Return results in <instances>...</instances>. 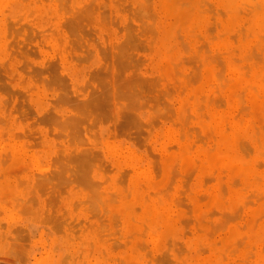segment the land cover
Returning a JSON list of instances; mask_svg holds the SVG:
<instances>
[{
    "label": "bare ground",
    "instance_id": "obj_1",
    "mask_svg": "<svg viewBox=\"0 0 264 264\" xmlns=\"http://www.w3.org/2000/svg\"><path fill=\"white\" fill-rule=\"evenodd\" d=\"M80 1L81 0H0V63H2L1 60L6 59V58H7L6 60L8 61V58L9 59L12 58L13 53L19 54L17 52H19L22 49H23L22 51L24 53H27V52L31 53V54H29V56H32V54H33V56H37V59L41 58L40 55L36 53L38 51L35 52L36 54L34 53L35 50H33V48L31 47V45H33V44H31V43H33L31 41L34 40V41H37V43H39L38 42L39 40H36L37 37L41 36V34L42 33L44 34V31H46V32H50L52 45L54 47H56V51H57L56 54H58L59 57L61 58V61L64 64L65 69L67 71L72 72V67L75 66L74 64L72 65V63H73L72 61L76 62V60H74V59H77V63H78V60L80 59L82 61V59H83L82 57H84L83 60L86 62V59H88V58L91 59V57H94V53H96V51L94 52L92 49H91L92 51H90V48L86 49V47H87L86 44L88 43L87 45L89 46L90 45L89 41H93L92 38L90 40L88 38V36L89 37L92 36L91 34L95 32L94 28H96V27L95 26L91 27L90 25H92V23L90 25H89V23L86 24V22H88L89 20H87L86 19L87 17H84V16L90 17L89 19L90 20L92 19L94 21V24H96L100 28H102V24L105 25V23H107V24L112 23L113 24V22H114V26L116 23H117L116 25H118L119 22H117V21L120 17V19L122 18L124 21L125 20L130 21L129 24L132 23L131 21L136 22L138 27H139L137 33H140V31H142L143 33L145 32L144 34H146L147 32H149L148 30L150 29L149 34L148 33L146 34V36L148 35L146 37L147 43H148V46L150 47V48H148V50H151L153 52L154 61H155V69H156V72L158 73V77L160 78V80L158 77H156V78L153 77L154 79H153V81H151L150 78H152V76L150 78H147V76H146V79H149V80H145V82L149 81V83L148 82L147 83L149 84V86H151L153 88L152 89L149 86L147 87L149 90L151 89V91H149V93L151 92V94H152V93H155V90L156 91L158 90L157 88L160 86L159 84H160L161 80L163 81V83L164 82L166 83V86H169L171 88L170 89H169V87L167 88L165 86V83H164L163 86H165L166 88L163 87L162 85L160 87H162L163 89H166V91H164L163 89H161L159 87L160 90H158V92H156V94L159 93L157 95V97H155L153 95L154 101L151 100L152 97L150 99V97H147V95L143 96V97H146V99L143 98L145 100L140 99L139 101H137L136 98L139 95V94L137 95L138 91L135 93H132V92L139 89V85H137L138 88H134L135 84H133L134 90L132 92H130L132 90V87H131V89L129 88L130 90L127 92H130V93L126 94L127 97H125L127 99L131 98L129 101H131L130 103H132V104L134 102L135 103L137 102L136 106L139 107V105H137V104L138 103L142 104L143 101H146V102L150 101V102L156 104V106H158V104L162 105L161 104V101H162L161 98H163L164 94L166 96V99H165L166 101L164 100V98H163L164 101H162V103H163L162 106L165 105L163 107V109H161V112L162 111L163 112L160 113V110L158 109L159 111H157V108L155 107L157 113H160L162 115V117L164 116L162 119L163 120L162 123L164 125L162 124L163 125L162 127L161 126L159 127V124H161V123L158 122V119L155 120L159 116H156L158 114L155 113L154 109L152 111V107L154 108V104H150L151 107L148 105V103H143L142 104L143 106L140 105L144 109L150 107L149 110H151L154 113L153 116L151 114L152 117L149 115L150 116L149 118L151 120L150 119L146 120L150 123V126L148 123H146V121H145V124H148V125L143 124L145 126L143 131L147 132V130H148L147 128H149V127L151 130H153V128L154 127L157 128V126L159 127V129L160 128L162 129V131L161 132L159 131L160 133H158L159 134L158 139L160 138V140H161L160 151H158L160 154L158 152H156V153H158L159 155L155 154V153H154L155 155H153L152 150L154 151V148L152 149L151 145H150L151 147L148 148L147 146L149 145V143L148 144L146 143L147 146L143 145V143L146 140H142L140 142L141 144L139 145L140 147L146 146L148 148V149H146V147H145V149L147 151L145 150L144 154L146 155V153L149 151V154L147 153V155L151 154L148 157L149 160H150V157L153 158L155 156V158H153V161L151 160L152 166L150 165L149 160H148L149 162L144 164L145 163L144 158H146L145 155L143 158V157L139 156V154H135L134 151H132L128 148V150L125 151V153L128 152V154L125 155V158H126V161L129 162V166H127V167H130V169L126 170V167H124L125 172L123 169H122L123 171H121L120 168H122V167H120L121 165L118 163V165L116 167L113 166L115 168H111L112 170L107 171V173L111 174V172L114 169H116V171H114L115 172L114 174H112L111 176H108L106 173V169L110 168L107 165L108 160L104 161V162H107L106 165H102L104 162L100 163L99 162L100 160L99 161L97 160L98 161L97 164L100 163V164H98L97 170L101 169L100 167H105L106 168L105 170L104 169H101V170L102 171L104 170L105 173L103 172V174H106L108 176V177H106V175H104L103 183L99 181L100 179L98 180L99 181L98 182V181H95L96 179L95 180L91 179L92 178L91 173L89 174V170H90V172L92 171L90 169V167L93 164V166L91 167V168H93L94 165L96 164V161L89 158L90 156H88V160L86 161V158H87L86 154L88 155L89 153H86L87 148H82L83 142H85L86 143L85 145L87 147H89L90 144L88 143V140L87 141L84 140L82 142V144L80 145L82 150L84 149L83 151L80 150V151H82L80 153L83 154L84 157H86V158L81 157V156H83L81 154L80 155L77 154V156H80L79 157L80 161L85 160V162L87 163V169H86L87 172H85L86 170L83 169L85 162H83L84 163L83 166L79 165L78 161L76 163L79 165L80 168L83 167L82 168L83 171L80 170V172H81L80 174H82V172L86 173V174L88 173V174L85 175V177L87 179H84L85 178L84 176L82 177L84 179V181L80 180V178H78V177H76L75 181L80 180V183H81V181H83V183L84 182L87 183L88 185L86 184L85 188L83 187V186H85V184L81 186V187H83V188H81L82 189L81 191H83V190L86 191L87 194H85V197L88 196V198H90V195L92 193L90 199H92L91 200L92 202L95 201L94 203H92L91 201H88L86 203L84 200L88 199V198L87 197L84 198L83 199L84 202L81 200L83 203H86V204L92 203V204L90 205V207H89V204L86 206L84 204L83 209L86 208L85 211L88 212L89 208L92 209L95 206L96 208L94 207L93 208L94 210L92 209V212H91V215L94 218L98 212L101 214V212L99 211L101 209L102 213L104 214V215L103 214H101V215L105 216V217H103V219H102V217H99V220L102 219V220H100L101 222H103V220H104V222L107 221L109 223L110 219L111 220L114 219L115 221L117 219L118 223H115V225L116 224L119 225V229L117 228L118 225L116 227L119 230V232L116 229L114 231H117L119 233V235L117 232H114L116 234L115 235L112 232L113 231L112 230L110 232V235L114 234L115 236L112 235L114 237H111V236L108 237L107 233H109V232H104V231H109L111 229H110V227H108L109 225L107 224V226H106L105 223H104L105 227H108V230H107V228L104 229L103 230L104 233L102 235L101 234L102 229L100 226H102L103 223H100V221H98L99 224L98 225L95 224V226H94V225H91L94 223H91V222L88 223L90 221L89 219H87V221H85L86 219L83 220V218L82 219L79 218L80 220H82V221L78 220V222L80 224H81V222L85 221L86 222L85 225L88 223L89 226L91 225L94 227L92 228L90 226L91 227V229H90V227L88 225H86V226H84V229L86 227L85 230L81 228L83 231L80 230V228L75 229V230L71 229L72 231L74 230L73 236H75V237L72 238L73 236L71 235L72 236L71 237L69 235L70 233L67 234V236L69 235V237H67V238H69V241L66 240L63 242V248L65 250L64 255L67 257L69 255V253H71V255L74 256V258H73L74 264H153V263H156V261H159V259L156 260V258H157L156 251H158L160 249H164L165 251L161 250L163 252L167 251V254L161 252L162 254L167 255V258L171 255L168 258L169 260L172 259L171 257L179 259L181 257V255L184 254L185 252H187L188 253L187 256H189V249H187L188 251H186L184 242L182 244H184L183 246H184L185 251L183 252L184 249L182 248L183 250L181 252V250L178 247V245L181 246L180 244H178V241L181 239L178 240V239H175V237H179V235H183V234L184 235L187 234L186 237H188L190 234L191 236H189V238L187 240V245L190 248H194L197 250V248L199 249L202 246L200 249V250H202L205 247L204 250H205V253H207V256L202 259L201 264H264V0H89V4H87V6H86V4L83 6H80L79 5ZM90 1L92 2V4ZM93 4H94V6H93ZM126 4L127 5L129 4L128 8H127ZM90 5H92V6H90ZM155 5H158L159 7L156 8L157 6H155ZM107 9L110 10V12L113 13L116 17L118 16L117 18H115V19H117V21L116 20L115 21L114 20L109 21L112 18L114 19L113 15H112L113 17L111 16L112 18L109 17L110 19L105 16L106 17L105 20L109 21V22L104 21L103 16L105 15V13H106L105 10H107ZM107 14H109V12ZM72 16L75 17L74 20H73L74 17H72ZM80 16L81 17L83 16V17L80 18ZM76 18L78 21H76ZM83 18H84V21L87 20L85 22L86 26L89 25V27L93 28V30H91V28L90 29L88 28L89 30H91L90 32H88V29H86V28H85L86 30L81 29L80 33H79V30H77V29H80V28H78V25L80 24L79 27L81 26V24L83 23V21H82ZM89 22H91V21H89ZM28 23L35 24L36 25L35 27L38 28L39 30L34 28L36 30V33L34 35H32V37H27V38L25 37L26 39L23 38L25 40V42H23V43H20L23 41V39L21 40L20 38H17L18 40L19 39L21 40V41L19 40V43H18L19 45L21 44V47H19V45L17 44L18 40L14 41V39H16L15 37L21 35V30H22V36H24L23 35L24 34L23 33V27L25 26V24H27V25L24 28L30 26L29 29L27 28L28 31L26 29L27 34H25V35H30V33H32V30H34V29H32L33 27L31 26V24L28 25ZM85 24L83 23L82 25H85ZM146 24H147V27L149 26V28L145 29L146 31H144V28H146V26H145ZM18 25H20V26H18ZM21 25H23V26L21 27ZM126 25H127V27L125 26V23H124V25H123L124 29L122 28V26H120L121 28L118 26H115V28L118 27L119 33H120L121 29L125 30L126 32L129 30L127 34H129V32H132V34H133L135 31H137L136 30L137 25H135V23L130 24V26L131 25L136 26V27L131 26V27L135 28V30L133 28H131L132 30H134V32L128 28L130 26H128L127 23H126ZM16 27H18V28H16ZM125 27L127 29H125ZM18 29H19L20 33L17 31ZM35 30H34V32H35ZM74 30H75V32L76 31H78V32H76V34H74ZM122 30H121V32H122ZM13 31H15L14 35H13L14 38L11 37V38H13V40L10 41L9 38H10L11 34L13 33ZM125 31H123V32L126 33ZM67 32L69 33L68 35L76 36V38L74 40H69ZM87 32L89 34H86ZM96 32H98V30ZM18 33L20 35H18ZM39 33H41V34L39 35ZM82 33H84L82 36L79 35ZM85 34L88 35L87 38L89 40H87V38L83 37V36H85ZM127 34H125L123 39L126 38ZM132 34L130 33L131 36L127 35L128 40H129V37L131 39L130 42L127 41V38L125 39L127 41V43L125 40H124V42H125L124 43L123 39L121 41L124 44L121 41L118 42V45L120 43H122V46L124 45V47H125V48L123 47L124 49L122 48V46H121V48L119 47L121 44L118 47L116 46L114 48V46H115L114 44H116V42H113V45H114L113 49H116V50L121 49L120 50L121 53L124 54L125 52L128 53L131 50L134 51L135 48L137 51V50H140L138 48H141V46H143V47L147 46L144 44V41L146 40L145 38H144V40L142 39L143 41L140 40V42L142 41V43L144 44V45L143 44L141 45V43H139L138 40H137L138 43L136 41V39H138L137 37H139L138 34L134 33V35H133L136 39L133 38ZM77 35H78L79 39H81L83 37L84 39L87 40L86 44H84V41L80 40V41H82L81 43L84 44V46H85L84 50H80L83 45L80 42L77 43ZM105 35L106 34H103V37H104V40L106 43L107 40L105 39ZM139 35L141 36L142 33ZM46 36H49V35H46ZM46 36L44 34V36L42 35L41 37L44 40V38ZM94 37L95 36H93V38ZM131 37L135 40L136 45L140 44L141 46L139 45L140 47L138 46V48H137V46L134 44L133 47L132 46L129 47L131 45L130 43H132V41H134ZM42 38L40 39V41H43ZM46 38H45V40H46ZM48 39H49V37H48ZM94 39H97V37ZM29 40L31 42L29 48L31 47L32 49L28 48V50L25 51L24 49H26V47L28 45L26 41H29ZM9 41H10V43H9ZM69 41L73 42V45H74V41H75V45L78 46V47L74 48L75 45L72 46V44H71L70 47L71 46L72 47L70 48V50H76V48H78V49L80 48L79 50H77V52L83 51V53L86 54V52H84V51L87 50L89 52V55H91V56H89V57H88V55L81 56L79 54V56H81V58H80L77 55L72 56L73 52L69 51L70 55H71V57H70L68 54ZM97 41H99V39H97ZM43 42H40L39 44L41 45V43H43ZM93 42H96V40H94ZM45 43H46V41H45ZM99 43L101 44L102 47L100 49H97V50H101L104 47L103 46L104 44H102V42H98V44L95 43V45H93V46H96V44H97V48H98V47H100V46H98V45H100ZM110 43H111V41H110ZM128 43H129V45H127ZM10 44L12 47L15 46L14 44H17L18 46L16 45V47H18V50L19 49L20 50L17 51V48H14L16 50L9 49V47H11ZM78 44H81V46ZM125 44H126V46H125ZM44 45L45 44L43 43V47H44ZM109 45H108V43L105 44V46H108V48H110ZM24 46H26V47H24ZM127 46H128L129 50H127ZM38 47H37V49H38ZM41 47H42V45H41ZM44 48H47V47L45 46ZM48 48H49L48 50L51 49L49 47V45H48ZM72 48H74V49H72ZM104 48H103L104 51L105 50L106 51L104 53L103 52L102 53L105 55L106 53H109V52H107V51H109V49L107 47H104ZM117 48H119V49H117ZM130 48H131V50H130ZM145 48H147V47L142 48L143 50L141 49L140 51H144ZM122 49H123V51H122ZM111 51H112V54L115 55V56L112 55V57H115V61L118 59L119 60V61L117 60L118 62H122L121 60H123L122 59L123 55L120 53V51H118V52L117 51L115 52L114 50H111ZM111 51H110V53H111ZM133 51L129 53L130 54L129 55L130 56L129 61L131 60L133 55H135V56L137 55L136 52L133 54ZM23 52H21V53H23ZM91 52H93V53H91ZM102 53L99 52V55H101ZM126 53L124 54L125 55L124 58L126 57ZM56 54H55V56H56ZM103 54L101 56L102 58L104 56ZM131 54H132V56H131ZM21 55L23 56L24 54H21ZM119 55H120V58H119ZM14 56H15V57H13L14 59L15 58H16V60L19 59V58H17L16 55H14ZM29 56H28V58H29ZM129 56L126 57L127 61L123 60V64H125L124 62H126V65H127V62H129L128 61ZM18 57H19V55H18ZM78 57H79V59H78ZM139 57H140V59H139ZM142 57H143V59H142ZM142 57L139 55L137 57V59L142 60V63H143L147 59L144 60L143 55H142ZM104 58H105V60L107 59L106 56ZM104 58H103V61L105 62ZM133 58H132V60L135 59V58L134 59ZM55 59H54V61L51 60L52 63L49 62L50 60L48 59L49 61H45V63L42 65H45L46 62H47V66L53 65V64L58 65L59 60L56 59V61H55ZM90 59H88V60H90ZM108 59H109V57H108ZM137 59H135V60L137 61ZM7 61L3 62L2 65L0 66L1 67L0 72L2 70V72L0 73V79H2L3 82L5 80H8V78H9V77L7 78V75L5 74V72H7L6 69H10V68L6 67V66H8V65H6ZM27 61L26 60H24V62L21 61L20 64H22V63L23 64L20 67L14 66V69L18 68V70H20L21 75H22V73L26 72L24 74H26L27 78H28V76L30 77V75H32V77H35V75L37 76V73H35V72L38 71V66L36 65L34 68L33 63L29 62V61H28V63L32 64V67H30V68H32L31 69L32 74H30V75L27 74V73H30V71H27L29 68L28 65L29 66L31 65V64L27 65ZM108 61L106 60L107 63H108ZM110 61H112V60H110ZM136 61H134V64L137 63ZM12 62H13V60H12ZM25 62H26V64H25ZM48 62H49V64H48ZM132 62L130 61L129 65L131 63V66H132V64H133ZM138 62L140 63L141 61H138ZM77 63H76V67H77ZM109 63L107 64V66L110 65ZM142 63H140V64L142 65ZM4 64H5V67L3 68L2 66H4ZM16 64H17V62H16ZM134 64H133V66L137 65L138 63L135 65ZM23 65H25V66H23ZM101 65L103 66L102 63L100 64V66ZM104 65L106 66V64H104ZM22 66L24 68H26V66H27L28 68H26V70H25ZM58 66H60V65H58ZM79 66H80V64H79ZM86 66H85L84 70H86L88 68V67L86 68ZM105 66H103V67L105 68ZM81 67H82V64H81ZM141 67L136 66V70H137V68H141ZM42 68L43 67L39 68V70L40 69L42 70ZM108 68H109L108 71L110 72V67H108ZM115 68H116V66H115ZM133 68L131 67L130 69L132 71L134 70V73H136L135 68L134 69ZM34 69H35V71H34ZM94 69H95V67H94ZM98 69H100V68H98ZM117 69H118V67H117ZM147 69H149V68H147ZM45 70H46V68H43V71H45ZM73 71L77 72L74 69H73ZM10 72H11V70H8L7 74L10 75ZM53 72H51L52 76H50L51 73L48 72V78L46 77V79H45V77H44V80L40 74H38L39 77L38 76L36 77V78H39L38 81L40 79L43 80V82H46L43 84H47L51 88L53 87V84H54V86H55L54 90L56 89V91H58V93L60 91L63 92V90L66 91L63 93L60 92L57 95L58 99H57V97H55V99H49L48 100V97H46L47 98L46 100H48L49 103L51 102V104H54V102H55V104H54L55 106L51 105L52 107H49V103L47 102V106L49 108L48 110L50 111V108H51L50 112H52L53 107L60 106V104L62 102L64 103V101H65L64 104L66 106L68 104V106H70L69 107L70 109L72 106L75 107L76 106L75 104L72 105L70 103V100L73 99L72 97H70V94H73L72 90L70 89V87H71L70 85L72 83L70 85H67V86H66V84H64V81L67 84H69L72 81L67 76L66 77L70 81H67L66 77H65V79L64 78L62 79V77L58 74V70L53 71ZM138 72L139 71H137V73ZM2 73L4 75H6L4 78L2 77V76H4ZM82 73L86 74V72H82ZM89 73L91 74V70L89 72L87 71V74H89ZM15 74H16L15 77H14V75H12V78L9 80L10 82L15 81L14 78L17 77V73H15ZM20 74H18V75H20ZM76 74L77 73H75V75ZM83 74H82V76H83ZM110 74H111V72L109 73V75ZM45 75L47 76V74H45ZM89 75H88V77L90 78ZM115 75H117V74L113 73V78ZM24 76L22 77V78H24V80L21 79L19 81V84H22V80H23V82L25 81V79L27 80V78H25ZM137 76H138V74H137ZM140 76H142V74ZM154 76H157V75H154ZM129 77H128V79H131ZM50 78H53V79H50ZM108 78L110 79L111 77L109 76ZM108 78H107V80H108ZM56 79H57V81H56ZM72 79H74V78L72 77ZM76 79H77V77H76ZM91 79H93V78H90V80ZM142 79H140V80H142ZM53 80H55L56 82ZM61 80H62V82H60ZM131 80H130V82H131ZM157 80H159L160 82H158ZM2 81H1V83H3ZM33 81L34 82L36 81L35 84H37V83L40 84L42 82V81L41 82L39 81L40 82L39 83L37 81V79L36 80L33 79ZM89 81H88V79H86V81L83 80V82H85L87 84V87L89 86L88 85V83H90ZM108 81H109L108 82L109 84H110V82H112L110 80H108ZM117 81L118 80H116V83H117ZM134 81H135V79H134ZM134 81L132 83H134ZM154 81H156V82H154ZM10 82H7V83L9 84ZM124 82H125V80H124ZM126 82H125V84H126ZM167 82H169V83H167ZM7 83L5 81L0 86H4L6 84V86L8 88V86H10L11 83H10V85H8ZM55 83L56 84L60 83V84L57 86ZM62 83H63V85H62ZM150 83H151V85H150ZM152 83H153V85L156 84V89H154L155 85L153 86ZM170 83H171V86L169 85ZM86 84L84 85L85 90H83V84L82 83L80 84V86H77V87H80V89L83 90V92H84L87 89ZM109 84H108V87L111 86ZM128 84H129V82H128ZM138 84H140V83H138ZM29 85H30V83H29ZM47 85H45L46 90H48V91L52 90V89H50V90L47 89V88H49V87H47ZM60 85H62V86H60ZM6 86H4V87H6ZM26 86H24L25 92H27L26 94L24 92V89H22V88H21L22 90L19 92L20 89L19 90L17 89V85L15 87L18 91L17 90L15 91V87L12 88V86H11V88L14 89V92L11 91V89L9 91L10 87L8 89L4 88V87L3 88L0 87V92H1L0 94H3V93L6 94L5 95L6 97L5 96L4 97L6 99V102H8L6 104L4 97H1V100H3L2 102H4L3 104H0V111H2V113H4V111H7L9 109L8 108V106L10 105L9 103L11 101H14L11 99V97L12 96L14 97L15 94H17V93H18L17 97L19 99L22 97V99H25L28 102L29 97L26 95H29L28 92L32 88L30 89L31 86H29V88H28L29 90L27 89L28 91H26ZM33 86H35V85L33 84ZM56 86L60 89L57 90L58 88H56ZM68 86H70V87H68ZM97 86H99V85H97ZM113 86H114V84H113ZM126 86H128V85H126ZM40 87H39V89H40ZM61 87H63V88H61ZM100 87H101V84H100ZM1 88H2V90H1ZM34 88H36V87H33V89ZM43 88H44V86H43ZM68 88H69V91H68L69 93L67 92ZM92 88H93V86H92ZM104 88H105V90L103 89V87L100 88V89H102V90H100V91H102V93H103V90L106 91V87H104ZM140 88H142V87H140ZM37 89L38 88H36V90ZM73 89H74V86H73ZM93 89H95V88H93ZM70 90H71V92H70ZM95 90H97V88ZM121 90L120 91L114 90V91L117 93V92H121ZM124 90H126V89L124 88ZM127 90H128V88H127ZM145 90H146V88H145ZM161 90H163L162 93H160ZM42 91H45V90L43 89ZM76 91H77V88H76ZM76 91H74L75 96H77V97L81 96L80 94L76 95ZM91 91H93V90H91ZM91 91H90V95H91L90 98L92 99L93 94H91L92 93ZM97 91H99V90H97ZM109 91L110 90H108V92ZM142 91H144V90L142 89ZM6 92H8V93H6ZM9 92H11V94ZM22 92L25 94V98H24V94ZM52 92H53V90H52ZM127 92H125V93H127ZM19 93L21 95H19ZM50 93H51V91H50ZM112 93L114 94V92H112ZM149 93L147 90L146 94H149ZM8 94H10V95L7 98ZM95 94L96 93L94 91V95ZM106 94H108V93H106ZM144 94H145V92H142V94L140 93L141 96ZM160 94H163V96H161V98L158 97ZM18 95L21 97H19ZM40 95H41V93H40ZM68 95H69V97H68ZM131 95L134 97L132 98ZM47 96H48V94H47ZM51 96H52V94H51ZM53 96H55V95H53ZM61 96L63 98H60ZM72 96H74V95H72ZM105 96H107V95H105ZM109 96H107V97H109ZM87 97H88L89 101L91 102L89 95ZM95 97H96V95H95ZM138 97L141 98L140 96H138ZM15 98H16V96H15ZM34 98H35V95L32 99L34 100ZM113 98H114V96H113ZM147 98L149 101H147ZM155 98H159V100L161 99L160 103H159V100H156ZM44 99L45 98H43V100ZM59 99H61V100H59ZM88 99H86V100L88 101ZM54 100H56V101H54ZM57 100L61 101V103L60 102L58 103ZM92 100H94V99H92ZM83 101L84 100L81 101L82 102L81 104L87 106L86 104H84L85 101L84 102ZM87 101L85 103H87ZM110 101H112V100H110ZM120 101H121V99H120ZM120 101H117L118 106H119V103L122 104V102H120ZM122 101H125V99ZM140 101H142V102H140ZM155 101H157L158 103H156ZM22 102L23 101H21V103ZM56 102H57V105H56ZM28 103H30V102H28ZM31 103L33 104V102H31ZM35 103H37V102H35ZM63 103H62V105H63ZM92 103H94V102H91V104ZM135 103L132 106H135ZM4 104H5V107H4ZM12 104H11V107H12ZM15 104L18 105V104H20V102L18 104L14 103L13 105H15ZM44 104L46 105V103H44ZM79 104H80V102H79ZM91 104L88 103V105H91ZM111 104H113V103H111ZM27 105L28 104H25V106H27ZM77 105H78V102H77ZM80 105H78V106H80ZM144 105H146V107ZM160 105L158 106L159 108H160ZM6 106L8 109L6 108ZM21 106H22V104L20 105V107ZM20 107L17 106V108H20ZM28 107L29 106H27V108ZM32 107H33V105H32ZM74 107H73V110H74ZM77 107H75V108H77ZM115 107L117 108L116 105L115 106L113 105V108H115ZM27 108H25L26 111H28ZM39 108H40V106H39ZM44 108H43V110H44ZM79 108H81V107H79ZM127 108H128V106H127ZM139 108H141V107H139ZM5 109H7V110H5ZM12 109L13 108H11V110ZM48 110H46L45 112H47ZM83 110L85 111V109H83ZM135 110H137V107H136V109H134L135 115L137 116ZM140 110H142V109H140ZM8 111H10V109ZM29 111L32 112V109L29 108ZM33 111H34V109H33ZM77 111L80 112L81 110L79 109ZM122 111H120V112L122 113ZM130 111L132 113L131 116H133V110H130ZM16 112L18 113V111H16ZM45 112L43 115L41 114L40 116L43 117L44 115H46ZM85 112L88 113L87 110ZM25 113L23 112L22 114H25ZM55 113H54V111L52 113V116L54 119L53 120L51 118L52 123H49L50 121L47 117L45 118L48 120V121L46 120L47 125L49 124V128L45 124V127H47V129H45V130H47L49 132L52 129V128H50V124H53V125L59 127L60 130L59 129H57V130H59L58 132H60V133L62 132V133L57 134V131H56V133H54V131L51 130L50 132H53L51 134H55V137H57V138L54 137L51 140L59 139L60 136L64 132H65V134L67 133L66 132L67 130L63 129L65 125L69 126V127H73L75 125L74 124L72 126V124H73L72 120L74 121V119H72V116H70V115H72V113L68 116V117H70V119L67 118V115H64L65 119L62 118V120L60 119L61 114L59 113V111H58L59 114L56 113L59 116L56 115ZM80 113L85 114L84 112H80ZM9 114L11 116V113H9ZM27 114L28 113L25 114L26 117H24V115L19 116V117H21L20 122H22L23 124L26 123V121L24 122V120H25V118H27ZM34 114H35V111H34ZM13 115H15V114H13ZM18 115L19 114H17V117H18ZM47 115H48V112H47ZM80 115H79V117H81ZM86 115H88V114H86ZM90 115H92V114H90ZM146 115L144 117H146ZM5 116L7 117L8 114L6 113ZM5 116H4V120L6 119ZM54 116H56L57 118ZM155 116H156V118H154ZM29 117L31 118V116H29ZM0 118H2V117L0 116ZM84 118H86V117H84ZM134 118H136V117H134ZM159 118L161 119V116ZM45 119L43 121H45ZM59 119L61 120V122L59 121L58 124H56L57 120H59ZM79 119H81V118H79ZM141 119H143V118H141ZM0 120L2 122L4 121L3 118ZM11 120H12V118H11ZM64 120H66L68 123H71V122L72 123L69 125ZM81 120H83V119H81ZM130 120H131V118H130ZM143 120H145V119H143ZM154 120L156 121V125L153 124ZM1 121H0V123L3 124ZM15 121H16V118H15ZM17 121L19 122L18 119H17ZM32 121H34V120H32ZM35 121L37 122V120H35ZM38 121L43 122L42 120H38ZM78 121H79V123H78V125H79L81 122H80V120H78ZM151 121L153 122L152 125H154L153 128L151 125ZM164 121H165V123H164ZM4 122H5L4 124H6L5 126L3 125V127H2V125L0 124V128L2 127V129L3 128L6 129L7 123L9 124L10 121L5 120ZM64 122H65V124H64ZM31 123H33V122H31ZM44 123L45 122H43V126H44ZM140 123H142V122L140 121ZM143 123H144V121H143ZM12 124H13V122H12ZM131 124H132V122H131ZM16 125H17V123H16ZM34 125H36V126H34L35 127L34 129H31L32 132L30 131V129H27V128L25 129L27 133L31 132V133H29L30 136L28 135L27 137H26V135L25 136L23 135L26 133L25 131H24L25 133H23V134L19 131L20 133H18L16 135H15L16 132H14L13 133L14 138H12L11 133L7 134V130L5 131L6 132L5 134L3 133L4 129L2 132L0 131V175H2V173H4L5 175L8 173L11 175H12V173L14 174L13 169L16 167H19L22 164L23 156L26 155V154L23 155V152L21 151V149H23L25 147L27 148L28 146L29 147L31 146V145H29V143L27 144V140H26L24 145L25 144H27V145L23 146V148L22 147L19 148L18 145H20V143H16V144H18V145H16L14 143V140H16L17 138L18 139H20V138H19V136L17 138H15V136L21 135L22 136V137L20 136L21 138L26 137L25 139L28 138L30 140V138L32 136L31 134H33V137L31 138L33 140H30L31 141L30 144H33L31 147L34 149V147H33L34 143H32V142L35 139L34 137H37L40 134L37 126H40V128L42 127L41 123L39 125H37V124H34ZM53 125H52V127H53ZM83 125H84V122H83ZM83 125H81V126L83 127ZM90 125H92V124H90ZM135 125H134V128H136ZM31 126H33V125L31 124ZM11 127L12 126H10V128ZM36 127L38 130V133H37ZM82 127H80V128H82ZM143 127H140V130ZM88 128H89V126H88ZM74 129H76V127ZM8 130H9V128H8ZM10 130H12V128ZM34 130H36V132ZM90 130L94 131L96 129L91 128ZM33 131L37 134L36 136H35V133ZM88 131H89V129H88ZM88 131L86 134H88ZM148 131H150V130H148ZM78 132H79V130L77 131V133ZM94 132H98V131L96 130ZM94 132H93V135H94ZM44 133H46V131H44ZM44 133H43V135H45V136L49 135V134H44ZM69 133H70V135L67 134V138L68 137L70 138V136L72 137V133L74 134V132H69ZM149 133L147 132L146 134L149 135ZM152 133H154V132H152ZM81 134L82 133L80 132L79 135H81ZM91 134L92 133L90 131L88 136L91 137L92 136ZM41 135L42 134H40L39 136L41 137ZM45 136H43V137L45 139H48ZM51 136L52 135H50L49 137L51 138ZM115 136L117 138L121 137V136H117L116 134H115ZM152 136H153V134H152ZM43 137H41V138H43ZM81 137H82V135H81ZM81 137H78L80 139H77V136H75V137L70 138V139L68 138V140H67L64 136L62 139H64V140L66 139L65 141L70 142L71 148L74 149V148H76V146L74 147V145H76V143H78V140L82 139ZM145 137H146L145 139H147L148 136H145ZM98 138H100V137H98ZM109 138L111 139V137H109ZM142 138H143V136H142ZM18 139H17V141H18ZM36 139H35V143L38 144L37 142H39L40 138L37 139L38 140L37 142H36ZM74 139H76L77 141L75 142ZM64 140H63V142H64ZM70 140H72V142ZM94 140H95V138H94ZM149 140H151V138ZM40 141H42V143L39 142V144H38L39 146L41 144H44L43 140L40 139ZM68 142H66V143H68ZM95 142H96V140H95ZM99 142H100V140H99ZM109 143H111V142H109ZM133 143H135V145L137 143V146H138L139 141L138 142L135 141ZM56 144L57 143L55 140V145ZM95 144L96 143H94V145ZM99 144L100 143H98V145ZM45 145H47V144H44V146ZM53 145L54 144H52V146ZM61 145H59L60 146L59 149L56 148L57 149L56 151H57V154L60 155L59 157L60 158L62 157L61 158L63 160L62 163H61L62 160H58L60 158L57 156L56 153H55L56 155L54 154L55 156L52 155V156H54V158L52 156H50L53 159L51 158L52 161L49 160L51 162H48V163H55V165L53 164V166H52V164L51 165L48 164V166H45V164H44L43 166H41V165H38L37 160H35L37 162L36 167H38V166H40V168L46 167V170L44 168L42 169L43 171L45 170L44 174H46V173L50 174L47 171L50 169V168L49 169L47 168V167H49V165H50V167L52 166L51 167V169H52V168H54V166H56V163H59V162H60L58 164L59 167L57 168V166H56V168L59 171H56L53 169L49 170L50 172H52L51 174L55 175L54 174L55 171L57 174H59V172H61L60 174H62V173H64V171L65 172L71 171L72 170L71 168H73V166L75 165V159H74V162H73L74 164H73V166L70 167L69 163L72 162V158L68 160V158H67L68 156H66V155H69V152L71 153V151H75V149L69 150V151L66 148L64 149V147H66V146L68 147V145L70 146L69 143L65 146L63 145V148L61 147ZM111 145L115 146V145H117V143H115V145L114 144H111ZM154 145H155V143H154ZM44 146L41 148H46L48 145L46 147H44ZM93 146H92V144L90 145L91 152L93 151V148H92ZM96 146H97V144L94 147H96ZM78 147H79V145H78ZM131 147H133V146H131ZM154 147L156 148V146H154ZM37 148H35V149H37ZM97 148L98 147H96V150H98ZM115 148L116 149L113 150V152H115L114 154L119 153L121 155L122 150L119 149V147L117 148V146ZM150 148L152 150H149ZM27 149L30 150V148H27ZM35 149H34V152H35ZM38 149H37V151H40ZM62 149H63V154H64V152L68 151V152H66L68 154L65 153L66 155H64V157H63V154L61 153ZM123 149H125V148H123ZM31 150L29 152H32ZM58 150H61V152L59 153ZM100 150H101V148H100ZM44 151L46 152V150H44ZM76 151H75V153H77ZM78 151H79V149H78ZM155 151H156V149H155ZM72 153H71V155L76 156V154L74 152H72ZM103 153H104V151H103ZM103 153H100V154L105 156L106 154H103ZM96 154H98V153H96ZM30 156L32 157V159L35 158L32 155H30ZM41 156H43V155H41ZM91 156H92V154H91ZM96 156L98 157V155H96ZM159 156H161V165L159 162V160H160ZM119 157L121 158L123 156H119ZM55 158H56V160H55ZM64 158H65V160H67L66 162L64 161ZM69 158H70V155H69ZM81 158H82V160H81ZM99 158H100V155H99L98 159ZM105 158L108 159L109 156H107ZM114 158H115V156H114ZM154 159H155V161H154ZM156 159H158V160H156ZM35 161L33 159V163ZM93 161H95V164ZM46 162L47 161H44V163H46ZM88 162L90 165L88 164ZM91 162H92V164H91ZM155 162L158 164H156ZM154 163L156 164V168L154 167L155 166ZM108 164H109V166H111L110 162ZM100 165H102V166H100ZM157 165L161 166L162 171H160L161 170L160 167L157 168L158 167ZM67 166L69 168H67ZM77 166L75 165L74 166L75 168H73V170H75V171H71V173L75 172V173H72V175H75L77 173L76 172ZM36 167L35 168L33 167V168L36 170ZM27 168L28 167H26V169ZM56 168H54V169H56ZM85 168H86V165H85ZM38 169H39V167H38ZM65 169L66 170L68 169V170L66 171ZM151 169H154L155 171L151 170ZM24 170L20 169L18 171L20 172V171H24ZM61 170H63V171H61ZM78 170H79V168H78ZM128 170H130V174L127 173ZM18 171H16L17 173L15 172V174L21 173V172L19 173ZM34 171H32V173H36ZM94 171H95V169H94ZM158 171H160V173H163L162 180L164 181V183L161 179H160L161 182H159V183L156 182L155 176L156 177L158 176V174H159ZM28 172H29V169H28ZM28 172L24 171L25 174ZM121 172H124V173L122 174ZM153 172L155 173V175L153 174ZM68 173H70V172H68ZM97 173H96L95 177L98 178ZM127 174L129 175V178L125 179L124 175H127ZM7 176L9 179L12 177V176L9 177V175H7ZM7 176H4L5 179ZM160 176L161 175L159 174L157 179ZM123 179H125V182ZM43 180H44V178L42 179V181ZM75 181H72V182L75 183ZM172 181H174V182H172ZM97 182L99 184H97ZM76 183H79V181ZM170 183H171V186L173 183L175 184V185L173 184L174 185L173 193L170 191V189L172 190L173 187L172 188L170 187V189H168V187H169L168 184H170ZM90 184H91V186H90ZM95 184H97L96 187H94ZM73 186H76V185H73ZM78 186H80V185L77 184V188H78ZM88 186H90V188ZM35 187H36V184H35ZM41 187H39V188H41ZM48 188H49V186H48ZM73 188H75V187H72V189ZM77 188H75L74 191H78ZM42 189H44V188H42ZM90 189H92V190H90ZM65 190H67V188ZM49 191L52 192V188ZM74 191L72 193L73 195H74ZM84 191H83V193H81V195L85 193ZM43 193L46 195V191H43ZM204 193H206V197H203ZM57 194H59V193H57ZM78 195H79V193H78ZM81 195H79V196H81ZM95 195H97V196H95ZM54 196H56V195H54ZM5 197H7V196H4V199H5ZM93 197L95 198V200ZM33 198H34V195H33ZM67 198H68V196H67ZM183 198H185L188 201V204L186 203L187 201L185 199L183 201L185 204L182 202ZM72 199H73V197H72ZM76 199H77L76 201L79 203V206H82L83 204L81 203L80 200H78V197ZM30 200H31V198H30ZM73 200H75V199H73ZM96 200H98V201H96ZM3 201H5V200H3ZM58 201H59V199H58ZM76 201H74V202H76ZM26 202H25V204H26ZM72 202L73 201L70 202V204H72V206L73 205L75 206V204H78L77 202L75 204ZM51 203H54V202H51ZM93 204H95V205L93 206ZM185 205H187V207L190 206L189 212H186V209L188 211V208L185 207ZM54 206H55V204H54ZM99 206H100V209L98 208ZM76 207H78V206L76 205L75 209H76ZM56 208H53V209H56ZM97 208H98V212L96 211V213H93V211L95 212V209L97 210ZM75 209H74V211H75ZM83 209H81L80 213L84 212ZM215 209H217L218 212H214ZM208 210H210V213L208 212L209 214L207 213L208 214L207 215L206 211H208ZM32 211L34 212V210H32ZM212 211L214 212L213 214L216 213L215 215H218V213H219V216L217 218H215L214 215H213L214 217L212 215L210 216ZM46 212H47V209H46ZM46 212H44V213L47 215ZM67 212H69V211H67ZM89 213H90V211H89ZM186 213H188V217L186 216ZM227 213H228V215L229 214L232 215L231 217H233V216L234 217L232 219L230 218V216H229L230 219L226 218V217H228ZM190 214H191L192 218L194 217L193 219H191V221L189 220L190 219L189 217H191ZM78 215L80 216V214H78ZM83 215H86V214H83ZM48 216H49V214H48ZM185 216L187 218H184ZM75 217L76 216H74V218ZM90 217L91 216L88 215V218H90ZM67 218H68V216H67ZM74 218H72V219L74 220ZM104 218L108 219L109 221L104 219ZM72 219H70V220L73 221ZM97 219H98V217L96 218V220ZM43 220H45V219H43ZM67 220H69V219H67ZM70 220L68 222H70ZM114 220H113V222L111 221L113 223V225L115 222ZM187 220H189V221L185 222ZM74 221H76V219ZM189 222H192V224H193L192 225V231H190V233H189V231H187L190 228V227H188L189 226L188 224H190ZM73 223H72V225H73ZM95 223H96V221H95ZM186 223H188V224H186ZM221 223H222V226H221ZM43 224H45V223H43ZM75 224H77V222ZM80 224H77L76 226L79 225V227H80L81 226ZM100 224H102V225H100ZM217 224L221 227L218 228ZM115 225H114V227H115ZM186 225H188V226L186 227ZM87 226H88V229H90V232L87 229ZM97 226H98V228H96ZM103 226H102V228H104ZM214 226H216V228H218L219 231L218 230L216 231ZM227 226H228V230L226 231L225 227H227ZM4 227H5V225H4ZM186 228H187V230H186L187 233H185L186 232L185 230L182 231L183 229H186ZM99 229H101V230H99ZM19 230L20 229H18V231ZM222 230H224V232H225L224 236L220 237V234H219L220 238L215 239L213 237L215 231L217 232L216 234H218V233H220V231L223 232ZM85 231H87L86 234L84 233ZM81 232L85 234L84 236L82 235V238H81V234H80V237H78L79 236L78 233H81ZM71 234H73V233H71ZM104 235L106 236V238L104 237ZM18 236L16 235V237H18ZM182 237H184V236H182ZM9 238H10V236H9ZM70 238H72V239H70ZM109 238H111V239H109ZM114 238H117L118 241L116 239L114 240ZM60 239H62V238H60ZM107 240H109L110 243L115 241L114 242L115 245L118 242V244H119V245H117L118 247L113 245L112 243L109 244ZM173 240H176V241L173 242ZM182 240H184V238H182ZM185 243H186V241H185ZM14 244H15V241H14ZM147 244L150 245L151 248ZM173 244L174 245L176 244L175 246L178 248H175V246ZM48 246H49V244H48ZM54 246H55V244L52 243V250L48 253H45L46 256H44L45 255L44 254L43 255L44 258L42 260H39V261L35 260V261L36 262L38 261L39 262L38 264H54L55 260H56L55 259ZM59 246H62V245H59ZM112 247L113 248L117 247L118 250L114 251V249ZM43 249H45V248H43ZM177 249H179V252H180L179 254L182 253L181 255L178 254V251H176ZM200 250H199V252H200ZM66 252L68 255L65 254ZM150 253L151 254L156 253V254L152 256ZM158 253H159V251H158ZM192 253H193V251H192ZM199 254H201V252ZM203 254H204V252H203ZM0 255H2V256H0V258L1 257L3 258L4 256L9 257V258H7V260L10 259V261L12 260L11 258L13 257L14 262L18 261L19 264H23V262H25V264H26V262H28V261H24V258L21 259L22 256H19L18 254H17L18 256L15 254L13 255V254L7 252L5 249L0 250ZM65 256L62 257L63 260L65 259ZM154 256H156V257L154 258ZM158 256H160V254ZM16 258L17 259L19 258L21 261L23 260V262H21L20 260H17ZM71 258L72 257H70V259ZM165 260H167V259L165 258ZM180 260H182V259H180ZM66 261H68V260H66ZM66 261L64 260L63 262H65V263H63V264H67L68 262L66 263ZM11 262H13V261H11ZM170 262H172V261L170 260L169 263ZM175 262H178V261L176 260ZM184 262H186V261L185 260L180 261V263H182V264ZM166 263L167 262H165V264ZM172 263L174 264V260ZM59 264H60V262H59ZM156 264H158V263H156ZM162 264H163V262H162Z\"/></svg>",
    "mask_w": 264,
    "mask_h": 264
},
{
    "label": "rangeland",
    "instance_id": "obj_2",
    "mask_svg": "<svg viewBox=\"0 0 264 264\" xmlns=\"http://www.w3.org/2000/svg\"><path fill=\"white\" fill-rule=\"evenodd\" d=\"M91 2V1H90ZM86 4V6H87V4H89V0H81L80 1V3H79V5L80 6H83V5H85ZM91 4H92V2H91ZM90 6H92V5H90ZM93 6H94V4H93ZM126 6H127V8H128V6H129V4L127 5L126 4ZM155 6H157L156 8H158L159 6L158 5H155ZM105 15L103 16L104 17V21H106L105 19H106V17H110V18H112L113 16H114V19L112 18V19H110L109 21H111V20H116L117 21V19H115V18H117L113 13H111L110 12V10H105ZM109 12V14H107ZM113 15V16H112ZM106 16V17H105ZM112 16V17H111ZM72 17H74V16H72ZM83 17V16H82ZM81 16H80V18H82ZM84 17H87L86 19L87 20H89V21H91V22H86L87 20H85L84 21V18H83V23L85 24V22H86V24H88L89 23V25L92 23V25H90L91 27L92 26H95L96 28H94V30H95V32L98 30V32H94V33H92L90 36L91 37H89L88 35H86V34H89L88 32H90L91 30H93V28H91V27H89V25H87L86 26V24L85 25H82L81 24V26L79 27V25H78V28H80V29H77V30H79V33H80V30L81 29H90L91 28V30H89L88 29V32L85 34V36H83V37H85V38H87V36H88V38L91 40V38H92V40L94 41V40H96V42H93V41H89V46L87 45L88 43H87V40H89L88 38H87V40L86 39H84L83 37V39L81 38V39H79L78 38V35H77V43L78 42H82V41H84V44H86V49L87 48H90V51H96V53H94V57H91V59L90 58H88V59H90V60H88V59H86V62L83 60L84 59V57H82L83 59H82V61L79 59V57L81 58V56H84V55H88V57L89 56H91V55H89V52L86 50V51H84V52H86V54H84L83 53V51H79V52H77V50H79L78 48H76V50H70V48L72 47V46H74L75 45V41H74V45H73V42H71V41H69V50H68V54H69V56L71 57V55H70V52H73V55L72 56H79V54L81 55V56H79L78 57V63H77V59H74V60H76V62H74V61H72L73 63H72V65L74 64L75 66H73L72 67V72H70V71H67L66 69H65V67H64V64L62 63V61H61V58L59 57V55L58 54H56L57 53V51H56V47H54L53 45H52V42H51V34H50V32H46V31H44V34H45V36L46 35H49V36H46L45 38H46V40H45V38H44V40L46 41V43H45V41L43 40V38L41 37L42 35L44 36V34L42 33H39V35L41 34V36H39V37H37V39L36 40H39L38 42L40 43V42H43L45 45H44V47L46 46L47 48H44L43 47V43H41V45H42V47H41V45L39 44V43H37V41H34L32 38V40L33 41H31V42H33V43H31L30 42V40L29 41H26L27 42V47L26 46H24V47H26V49H24L25 51L26 50H28V48H29V46H30V43L31 44H33V45H31V47L33 48V50H35L34 51V53L36 52V51H38V52H36L37 54H39L40 55V57L41 58H38L37 59V56H33V54H32V56H29V54H31V53H29V52H27V53H24L22 50H18V47H16V45L19 43V40L21 39H23V38H27V37H32V35H34L35 33H36V30L35 29H37V30H39L38 28H36L35 26V24H33V23H28V25H30L31 24V26L33 27H31L32 29H34L35 30V32H34V30H32V33H30V35H25V34H27L26 33V29L28 28H30V26L29 27H26V28H24L27 24H25V26L23 27V35L24 36H22V30H21V35L19 34L20 32H19V29L17 30L19 33H18V35H20V36H17L16 34V36L17 37H15L16 39H14V41H16V40H18L17 38H20L18 41H17V44H14L15 46L14 47H12L11 46V44H10V46L12 47H9V49H11V50H16V49H14V48H17V51H19V52H17V53H19V54H16V53H13L12 54V58L13 57H15L14 55H16L17 56V58H19V59H17L16 60V58L14 59H9L8 58V61L6 60V59H3V60H1L2 61V63L3 62H6L7 61V63H6V65H8V66H6V67H8V68H10V69H6V71L7 72H5V74L7 75V78H8V80H5L6 81V83L7 82H10L9 80L12 78V75H14V77L16 76V74L15 73H17V79L16 78H14L15 79V81H12V82H10L11 83V85H10V83L8 84V85H10V86H8V88H9V91H10V89H11V91H13L14 92V89H12L13 87H15L16 85H17V89L19 90V92L22 90V89H24V86H26V91H28L29 89V86H31L30 87V91L28 92V94L29 95H26V96H28L29 97V100H28V102H30V103H28L25 99H22V97L21 96H19V95H21L20 93H19V97H21L20 99L17 97V94H15V96H16V98H15V96L12 98L11 96V99L12 100H14V101H11L10 99V101L13 103H19L20 102V104H18V105H13L10 101V107H11V104H12V107L11 108H13L12 110H11V108L8 106V108L10 109V111H8L9 109L7 108V106H6V108L8 109H5V110H7V111H4V113H2V111H0V116L3 118V120H4V116L6 115V113L8 114V116L6 117L5 116V120H8V121H10L9 122V124L7 123V127H6V129H4V134L6 133L5 131L7 130V134L8 133H11V136H12V138H14V132H16L15 133V135L16 134H18V133H25L26 132V128L27 129H30V131H31V129H34L35 127L34 126H36V125H34V124H37V125H39L40 123H41V128H40V126H37L38 127V129H39V132H40V134H42L41 135V137H43V136H45V135H43V133H44V131H46V133H44V134H49V135H46L45 137H47L48 139H45L44 137L43 138H41L39 135V137L37 136V137H34L35 139L37 138H40L41 140H43V143L44 144H47V145H45L44 146V144H41L40 146L38 145L39 144V142L40 143H42V141H40V139H39V142H37L38 140L36 139V142L38 143V144H36L35 143V139H34V141L32 142V143H34V149L35 148H37L38 146V150H40V151H37V149H35V152H34V149L31 147L33 144H30L31 143V141L30 140H33V139H31L32 137H33V134H31L32 136H31V138H30V140L27 138V139H25L28 135L30 136V134L29 133H31V132H29L28 130V132L29 133H25V134H23L24 136L26 135V137L25 138H21L22 136L21 135H17V136H15V138H17L18 136H19V138L20 139H18V141H17V139L16 140H14V143L16 144V143H20V145H18V144H16V145H18L19 146V148H23V146H26L28 143H29V145H31L30 147L28 146L27 148H30V150L32 151V152H29L30 150L29 149H27L26 147L25 148H23V149H21V151L23 152V155L24 154H26V155H24L23 156V160H22V164L19 166V167H16V168H14L13 170H14V174L12 173V175L11 174H4V173H2V175H0V250H6L7 252H9V253H11V254H15V255H19V256H22V258L21 259H23L24 258V261H28V262H26V264H38L39 262V260H42L43 258H44V256H46V254L45 253H48V252H50L51 250H52V243L53 244H55V246H54V251H55V263L54 264H59V262H60V264L62 263H65V262H63L64 260L66 261V260H68V261H66V263L67 264H74L73 263V258H74V256L73 255H71V253H69V255L67 254V252L65 253L66 255H68L67 257L69 258H67L65 255H64V252H65V250H64V248H63V242L64 241H66V240H68L69 241V238H67V237H69V235L71 236H73L74 235V230L75 229H78V228H80V230H82V229H84V226H86V225H88V223H94V224H91V225H94L95 226V224L96 225H98L99 224V222L98 221H100V220H102L103 219V217H105V216H102L101 214H103L102 213V211H101V209H100V206L98 207L100 210V212H101V214L98 212V208H97V210L95 209V212L93 211V213H96V211L99 213H97L96 214V216L98 217V219L96 220V216H95V218L94 217H92V215H91V212H92V209L95 207L94 205L95 204H93V208L91 209V208H89L90 207V205L92 204V203H94L95 201V196H97V195H95L93 198H94V202H92L91 200L92 199H90L91 198V195H92V193H91V195H90V198H88V196H86L88 199H85L84 201L87 203L88 201H91L90 203L91 204H89V211H90V213H89V211L87 212V211H85V209H83L84 207V204H85V206L86 205H88V204H86V203H83L84 201H83V199L84 198H86L85 197V194H87V192L86 191H84L85 193L84 194H82L81 195V193H83V191H81L82 189L81 188H85L86 187V184L87 183H83V181H84V179H87L86 177H85V175H87L86 173H83L82 172V174H80L81 172H80V170L81 171H83V169H87V163L85 162V160H82V158H81V160L82 161H80V156H77V154H81L80 152H82L83 150H82V148H87L85 151H86V153H89L88 155L86 154V157H84V155L83 154H81V155H83V156H81V157H84V158H86V161L88 160V156H90L89 158H91V159H93V160H95L96 161V164H95V161H93L94 162V169H95V171H94V169L93 168H91L92 166H93V164H92V162H91V164H92V166L90 167L89 165V162H88V166L90 167V169L92 170L91 172H90V170H89V174L91 173V176H92V178L91 179H93V180H95V181H98L99 179V181L100 182H102L103 183V177H104V175H106V174H103V172H104V170L106 169L105 167H100V166H102V165H106V163L107 162H104L105 160L107 161L108 160V163L110 162V165L111 166H109V164L107 163V165H108V167H110L109 169H106V173H107V171H109V170H112L111 168H115L117 165H118V163L121 165L120 167H122V168H120V170L121 171H123L125 168L124 167H126V170L127 169H130V167H127V166H129V162L128 161H126V158H125V155L126 154H128V152L127 153H125V151L126 150H128V148L130 149V150H132V151H134L135 152V154H139V156H141V157H143L144 158V151L146 150V149H148L149 147H151L152 149L154 148V151H155V149H156V151L154 152L151 148L149 149V150H152V152H153V155H155V154H158L159 152L158 151H160V142H161V140H160V138L158 139V133H160L161 131H162V129L160 128L159 129V127L161 126H163L164 124L162 123V119H163V117H162V115L160 114V113H162L161 112V109H163V107L165 106H162L163 105V103H162V101H164L165 99H166V96H165V94H164V96H163V94H160L158 97H160L161 98V96H163V98H164V100H163V98H161L162 99V101H161V104L162 105H160V104H158V106L160 105V108L158 107V106H156V104H154V103H152V102H150L149 100H148V98H147V101H149V102H146V101H140V102H142V104L143 103H148V105L151 107V105L150 104H154V108L152 107V111H153V109L155 110V113L156 114H158V115H156V116H161V119L159 118V117H157L156 118V116L154 117V118H156L155 120H157L158 119V122H160L161 124H159V127L157 126V128L156 127H154L153 128V126L154 125H156V121L154 120V123L151 121V125H152V123L154 124V125H152V128H153V130H151L150 129V127L149 128H147L148 130H150V131H148L147 129V132L149 133V135L148 134H146L147 132H145V131H143V129L145 128V126L143 125V124H145V121L147 120V119H150L149 117L151 116V114H152V116L154 115V113L151 111V110H149V108L150 107H148V108H146V109H144L142 106V104H140V103H138L137 105H139V107H141V108H139L138 106H136V103H135V106L137 107V110H135L136 111V114H137V116L135 115V112H134V109H136V107L135 106H132L133 104L132 103H130L131 101H129L131 98H129V99H127V98H125V97H127L126 96V94H129L130 92H132L133 90H134V88H138L137 87V85H139V89H135L136 91H134V92H132V93H135V92H137V95L138 96H140L141 98H139L138 96H137V101H139L140 99H142V100H145L146 99V97H143V96H145V95H147V97H150V99H151V97H152V99L151 100H153V97L155 96V97H157V95L159 94H156V92H158V90H160V88L161 89H163L162 87H160L161 85L163 86L164 85V83H163V81L161 80V82L159 81L160 80V78L158 77V73L156 72V69H155V61H154V56H153V52L151 51V50H148V48H150L149 46H148V43H147V39H146V37L148 36H146V34L148 33L149 34V32H150V29L148 30L149 32H147L146 34H144L142 31H140V33H137L138 32V29H139V27H138V25H137V23L136 22H133V21H131L132 23H130V24H134L135 23V25H137V28H136V30L137 31H135L134 32V30H135V28H133L135 25H131V26H133V27H131L130 26V24H129V22L130 21H127V20H123L122 18L120 19V17H119V19H118V21L117 22H119V24L118 25H116L115 24V26H118V27H120V26H122V28L124 29V27H123V25H124V23H125V26L127 27V25H126V23L128 24V26H130V27H128L130 30H132L131 28H133L134 30H132L134 33H136V34H138V36L140 37H137L136 35V37L138 38V39H136L133 35H134V33L132 34V32H129V34H127L128 33V31L126 32L125 30H122V32H121V30H120V33H119V31H118V27H116L115 28V26H114V22H113V24L112 23H105V25H103L102 24V28H100V27H98L96 24H94V21L91 19H89L90 17H88V16H84ZM75 19V17L73 18V20ZM67 20V19H66ZM65 20V21H66ZM81 20V19H80ZM76 21H78L77 20V18H76ZM75 21V22H76ZM109 21H106V22H109ZM74 22V21H73ZM79 23V22H78ZM81 23V22H80ZM71 24V23H70ZM76 24V23H75ZM140 24V23H139ZM145 24V23H144ZM109 25V26H108ZM143 25V24H142ZM18 26H20V25H18ZM23 25H21V27H22ZM73 26V25H72ZM76 26V25H75ZM74 26V27H75ZM146 26V28H144V31H146L145 29H148L149 28V26L147 27V24L145 25ZM125 27V29H127ZM136 27V26H135ZM16 28H18V27H16ZM121 28V27H120ZM119 28V29H120ZM143 28V27H142ZM25 29V30H24ZM28 29H27V31H28ZM74 29V28H73ZM85 29V30H86ZM84 30V31H85ZM142 30V29H141ZM31 31V30H30ZM123 31H125L126 33H124ZM14 32L15 31H13V33L11 34V36H10V38H9V40L11 41V40H13V35H14ZM34 32V33H33ZM69 32V31H68ZM67 32V35L69 34ZM76 32H78V31H76ZM76 32H75V30H74V34H76ZM83 32V31H82ZM17 33V32H16ZM122 33V34H121ZM130 33L132 34V36H133V38L134 39H136V41L138 40L139 41V43H141V45L143 44L142 43V41L144 40V38L146 39L145 41H144V44L145 45H147V46H144V47H147V48H145V50L144 51H140L142 48H144L143 46H141L140 44H138V45H136L135 43V40L134 41H132V43H130L131 45L129 46V47H133V45L135 44L136 46H137V48H138V46L140 45L141 46V48H138V49H140V50H137L136 51V48H135V50L133 51V50H131V48H130V52H132L133 51V54L136 52V56L135 55H133L132 56V54H131V56H132V58L134 57L135 59H137V57L140 55L141 57H142V55L144 56V60L145 59H147V60H143L144 62L142 63V60H138L137 59V61L134 59V60H132V58H131V62L134 64V61H136L137 63H135V64H137V65H135V66H133V64H132V66H131V63H130V65H129V59H130V52H128V53H126L125 51V53H126V57L127 56H129L128 57V61L129 62H127V65H126V62H124L125 64H123V60L124 61H127V59H126V57L124 58V54L123 53H121V49H119V48H117V49H119V50H116V49H113V46H114V48L117 46H119L120 44V48H121V46H122V43L124 42V40L127 38V35H130ZM142 33V35L140 36L139 34H141ZM84 33H82V34H79V35H83ZM103 34H106L105 35V39L107 40L106 41V43H108V45H109V47L110 48H108V46H105V40H104V37H103ZM120 34V35H119ZM125 34H127L126 35V38L125 39H123L124 38V36H125ZM93 36H95L94 38H96L97 37V39H99V41H97V39H94L93 38ZM107 36V37H106ZM131 36V35H130ZM11 37H13V38H11ZM35 37V36H34ZM48 37H49V39H48ZM80 37V36H79ZM25 38V39H26ZM42 38V40L43 41H40V39ZM76 38V36H72V35H68V39L69 40H74ZM48 39V40H47ZM79 39V40H78ZM123 39V42L121 41ZM143 39V40H142ZM20 40V41H21ZM80 40H82V41H80ZM140 40H142L141 42H140ZM10 41H9V43H10ZM13 41V42H14ZM110 41H111V43H110ZM122 42V43H120L119 45H118V42ZM126 41V40H125ZM127 41L128 42H130L131 41V39H130V37H129V40H128V38H127ZM127 41H126V43H127ZM138 41H137V43H138ZM23 42H25V40L23 39V41L22 42H20V43H23ZM98 42H102V44H104L103 46L104 47H107L108 49H109V51H107V52H109V53H106L105 55L103 54L105 51H104V49L102 48L101 50H97V49H100L102 46H101V44L100 45H98V46H100V47H98L97 48V44H98ZM113 42H116V44H114L113 45ZM12 43V42H11ZM15 43V42H14ZM35 43V44H34ZM95 43H97L96 44V46H93V45H95ZM125 43V42H124ZM123 43V44H124ZM40 46H39V45ZM72 44V46L70 47V45ZM82 44V43H81ZM81 44H78V45H80L81 46ZM84 44H82L83 46H84ZM143 44V45H144ZM13 45V44H12ZM19 45V44H18ZM17 45V46H18ZM23 45V44H22ZM25 45V44H24ZM48 45H49V47L51 48L50 50H48L49 48H48ZM127 45H129V43L127 44ZM36 48H35V47ZM39 46V47H38ZM82 46V48L80 49V50H84L85 49V46L83 47ZM125 46H126V44H125ZM135 46V47H136ZM139 46V47H140ZM19 47H21V44L19 45ZM23 47V48H24ZM29 48V49H32V48ZM37 47H38V49H37ZM75 47H78V46H74V48ZM95 47V48H94ZM124 47V45L122 46V48ZM74 48H72V49H74ZM125 48V47H124ZM123 48V49H124ZM92 49V50H91ZM107 49V50H108ZM123 49H122V51H123ZM133 49V48H132ZM10 50V51H11ZM48 50V51H47ZM103 50V51H102ZM111 50H116L117 52L118 51H120V53L123 55V57H122V59L123 60H121L122 62H118L117 60L115 61V57H112V55H114V54H112V51ZM127 50H129L128 49V46H127ZM143 50V49H142ZM32 51V50H31ZM56 51V52H55ZM70 51V52H69ZM76 51V52H75ZM103 52L102 54L104 55L103 56V58L106 56V60L108 61V63L110 64V65H108L107 66V62H106V60H105V58H104V60H105V62L103 61V58L101 57L102 56V54L101 55H99V52ZM110 51H111V53H110ZM115 51V52H116ZM14 52V51H13ZM21 52H23V53H21ZM33 52V51H32ZM53 52V53H52ZM114 52V53H115ZM35 53V54H36ZM46 53V54H45ZM91 53H93V52H91ZM90 53V54H91ZM21 54H24L23 56L21 55ZM45 54V55H44ZM55 54H56V56H55ZM72 54V53H71ZM83 54V55H82ZM110 56H109V55ZM128 54V55H127ZM18 55H19V57H18ZM50 55V56H49ZM93 55V54H92ZM28 56H29V58H28ZM46 56V57H45ZM115 56V55H114ZM117 56V55H116ZM31 57V58H30ZM36 57V58H35ZM39 57V56H38ZM108 57H109V59H108ZM118 57V56H117ZM28 58V59H27ZM52 58V59H51ZM57 59V60H59V62H58V65H60V66H58L57 64H53V65H48L47 66V62H46V64L45 65H42V64H44L45 63V61H49L50 59L52 60V61H54V59ZM111 58V59H110ZM119 58H120V55H119ZM49 59V60H48ZM56 59H55V61H56ZM99 59V60H98ZM101 59V60H100ZM126 59V60H125ZM139 59H140V57H139ZM142 59H143V57H142ZM12 60H13V62H12ZM24 60H28L29 62H32L33 63V66H34V68H35V66L37 65L38 66V71L37 72H35V73H37V76H38V74H40L41 76H42V78H43V80H44V77H45V79H46V77L48 78V72L49 73H51V72H53V71H57L58 70V74L62 77V79L64 78L65 79V77L67 76V77H69V79L72 81V82H68L69 84H67L65 81H64V84H66V86L67 85H70L71 83V87L70 86H68V87H70V89L72 90V92H73V94H70V97H72L73 99L72 100H70V103L72 104V105H76L75 107H77L78 105H80L82 102V100H84L85 102L87 101L86 99H88V95H89V98L91 97V95H90V91L91 90H93V91H91L92 93L91 94H93V96H92V99H94V100H92L91 98H90V100H91V102H94V103H92L91 104V102L89 101V99H88V101H87V103H85L84 101V104H86L87 106H85V105H80V106H78L77 108H75L74 106H72L71 107V109L69 108L70 106H68V104H67V106L64 104L65 103V101H64V103H63V105H62V103H61V101H58V103L60 102L61 104H60V106H58V107H53L52 109V112H50L51 111V108H50V111L48 110L49 108H48V106H47V102L49 103V99H55V97H57V95L61 92H59L58 93V91H56V89L54 90V88H55V86H54V84H53V87L51 88V87H49L47 84H43V83H46V82H43V80H39L38 81V79L39 78H36L37 76L35 75V77H32V75H30V74H32V72H31V69L32 68H30V67H32V64L31 63H28V61H27V65L28 64H31L30 66L28 65V67L26 66V68H28V70L27 71H30V73H27V74H29L30 75V77L28 76V78L26 77V74H24V73H26V72H24V73H22V75L20 74V70H18V68H16V69H14V66L15 67H20L22 64H20L21 63V61H23L24 62ZM31 60V61H30ZM51 60L49 61V62H51ZM110 60H112V61H110ZM92 63H91V62ZM115 61V62H114ZM138 61H141L140 63H142V65L138 62ZM16 62H17V64H16ZM41 62V63H40ZM43 62V63H42ZM49 62H48V64H49ZM90 64H88V63ZM103 64V66H105L104 64H106V66H105V68L103 67H101L100 66V64ZM104 62V63H103ZM2 63H0V66L2 65ZM37 63V64H36ZM52 63V62H51ZM76 63H77V67H76ZM119 63V64H118ZM145 63V64H144ZM25 64H26V62H25ZM79 64H80V66H79ZM81 64H82V67H81ZM118 64V65H117ZM147 64V65H146ZM84 65V66H83ZM87 65V66H86ZM23 66H25V65H23ZM22 66V67H23ZM85 66H86V70H84L85 69ZM115 66H116V68H115ZM121 66V67H120ZM136 66L137 67H141V68H137V70H136ZM149 66V67H148ZM153 66V67H152ZM3 68L5 67V64H4V66H2ZM41 67H43V68H46V70L45 71H43V68H42V70L40 71L39 70V68H41ZM79 67V68H78ZM94 67H95V69H94ZM100 68V69H98V68ZM108 67H110V72H111V74L109 75V71H108ZM117 67H118V69H117ZM135 68V72L137 73V71H139L137 74H138V76H137V74L136 73H134V70L132 71L130 68ZM151 67V68H150ZM1 68V67H0ZM24 68V67H23ZM26 68H24L25 70H26ZM64 68V69H63ZM82 68V69H81ZM107 68V69H106ZM115 68V69H114ZM133 68V69H134ZM147 68H149V69H147ZM22 69V68H21ZM30 69V70H29ZM73 69L75 70V71H77V72H74L73 71ZM97 69V70H96ZM103 69V70H102ZM120 69V70H119ZM127 71H126V70ZM8 70H11V72H10V75L9 74H7L8 73ZM80 70V71H79ZM84 70V71H83ZM91 70V74L89 75V74H87V71L89 72ZM115 70V71H114ZM149 70V71H148ZM5 71V70H4ZM23 71V70H22ZM21 71V72H22ZM34 71H35V69H34ZM33 71V72H34ZM40 71V72H39ZM107 71V72H106ZM120 73H118V72ZM125 71V72H124ZM1 72H2V70H1ZM0 72V73H1ZM15 72V73H14ZM60 72V73H59ZM82 72H86V74L84 73H82ZM134 74H133V73ZM4 73V72H3ZM2 73V74H3ZM54 73V72H53ZM65 73V74H64ZM75 73H77L76 75H75ZM113 73H115V74H117V75H115L114 76V78H113ZM123 73V74H122ZM18 74H20V75H18ZM25 76H24V75ZM44 74V75H43ZM45 74H47V76L45 75ZM67 74V75H66ZM82 74H83V76H82ZM142 74V76H140ZM4 75V74H3ZM6 75H4V76H2L3 78L6 76ZM50 75V74H49ZM65 75V76H64ZM70 75V76H69ZM73 75V76H72ZM88 75L90 76V78H93V79H91L90 80V78L88 77ZM111 77L110 79L108 78L109 76ZM132 75V76H131ZM135 75V76H134ZM154 75H157V76H154ZM25 77V78H27V80L25 79V81L23 82V80H24V78H22V77ZM50 76H52V73H51V75ZM49 76V77H50ZM118 76V77H117ZM130 76V77H129ZM134 76V77H133ZM144 76V77H143ZM146 76H147V78H150L151 76H152V78H150L151 79V81H153V79L154 78H156V77H158L159 78V80H157L158 82H160V88L158 87L157 89V91L155 90V93H152L151 94V92L149 93V91H151V89L149 90L147 87L149 86V81H147V82H145V80H149V79H146ZM39 77V76H38ZM54 77V76H53ZM66 77V79H67V81H70V80H68V78ZM72 77L74 78V79H72ZM76 77H77V79H76ZM83 77V78H82ZM116 77V78H115ZM128 77L129 78H131V79H128ZM140 77V78H139ZM154 77V78H153ZM55 78V77H54ZM59 78V77H58ZM81 78V79H80ZM107 78H108V80H110V81H114L113 83L112 82H110V84L108 83L109 81L107 80ZM124 78V79H123ZM129 80H127V79ZM143 78V79H142ZM6 79V78H5ZM21 79H23L22 80V84H19V81L21 80ZM33 79H37V81L40 83V84H35L36 83V81L34 82L33 81ZM50 79H53V78H50ZM80 79V80H79ZM86 79H88V81L90 82V83H88V87H87V84L85 83V82H83V80L84 81H86ZM120 79V80H119ZM134 79H135V81H134ZM137 79V80H136ZM140 79H142V80H140ZM17 80V81H16ZM79 80V81H78ZM116 80H118L117 81V83H116ZM124 80H125V82H126V84H125V82H124ZM130 80H131V82H130ZM139 80V81H138ZM144 80V81H143ZM156 80V79H155ZM1 81H2V79H0V85L1 84H3V83H1ZM53 81H55V80H53ZM56 81H57V79H56ZM55 81V82H56ZM94 81V82H93ZM121 81V82H120ZM123 81V82H122ZM134 81V83H132ZM137 81V82H136ZM141 81V82H140ZM60 82H62V80L60 81ZM80 82V83H79ZM128 82H129V84H128ZM154 82H156V81H154ZM153 82V83H154ZM29 83H30V85H29ZM51 83V82H50ZM83 84V90H85L84 89V85L86 84V87H87V89H86V91H84L83 92V90H81L80 89V87H77V86H80V84ZM94 83V84H93ZM99 83V84H98ZM124 83V84H123ZM132 83V84H131ZM137 83V84H136ZM138 83H140V84H138ZM148 85H147V84ZM153 83H152V85H153ZM167 83H169V82H167ZM33 84L35 85V86H33ZM42 84V85H41ZM52 84V83H51ZM56 84V83H55ZM60 84V83H59ZM59 84H56L57 86L59 85ZM77 84V85H76ZM92 84V85H91ZM100 84H101V87H103V89L105 90V88L104 87H106V91H104L103 90V93H102V91H100V90H102V89H100L101 87H100ZM108 84L109 85H111V86H109L108 87ZM113 84H114V86H113ZM121 86H120V85ZM133 84H135L134 85V88H133ZM143 84V85H142ZM45 85H47V87H49V88H47V89H52L53 90V92H52V90H50L51 91V93H50V91H48V90H46V86ZM50 85V84H49ZM62 85H63V83H62ZM62 85H60V86H62ZM97 85H99V86H97ZM116 85V86H115ZM126 85H128V86H126ZM145 85V86H144ZM147 85V86H146ZM150 85H151V83H150ZM155 85V88L154 89H156V84H154ZM153 85V86H154ZM170 86H171V83L169 84ZM4 86H6V84L4 85ZM4 86H0V87H4ZM11 86H12V88H11ZM41 86V87H40ZM43 86H44V88H43ZM56 86V88H58ZM65 86V85H64ZM63 86V87H64ZM73 86H74V89H73ZM91 86V87H90ZM92 86H93V88H97V90H99V91H97V90H95V89H93L92 88ZM96 86V87H95ZM136 86V87H135ZM144 86V87H143ZM165 86H166V83H165ZM165 86H163V87H165ZM33 87H36V88H38L37 90H36V88H34L33 89ZM39 87H40V89H39ZM63 87H61V88H63ZM85 87V88H86ZM118 87V88H117ZM122 89H120V88ZM131 87H132V90L130 91V92H127V91H129L130 89H131ZM140 87H142V88H140ZM150 88H152L151 86H149ZM167 88L169 87V86H166ZM165 87V88H166ZM2 88H1V90H2ZM4 88H7V86L6 87H4ZM7 88V89H8ZM22 88V89H21ZM45 90V91H42L43 89ZM67 88V87H66ZM65 88V89H66ZM76 88H77V91H76ZM109 88V89H108ZM124 88L126 89V90H124ZM127 88H128V90H127ZM130 88V89H129ZM145 88H146V90H145ZM171 87H169V89H170ZM16 89V87H15V91L17 90ZM28 89V90H27ZM60 88H58L57 90H59ZM142 89L144 90V91H142ZM153 89V88H152ZM168 89V90H169ZM4 90V89H3ZM17 90V91H18ZM41 92H40V91ZM62 90V89H61ZM71 90H70V92H71ZM76 91V95L77 94H80L81 96H79V97H77V96H75V93H74V91ZM108 90H110L109 92H108ZM117 91V90H121V92H115V91ZM141 90V91H140ZM147 90H148V93L149 94H146V92H147ZM164 91H166V89H163ZM163 90H161L160 91V93H162L163 92ZM8 91V90H7ZM39 91V92H38ZM69 91V88H68V90H67V92ZM94 91H95V95H96V97H95V95H94ZM114 92V94L112 93V92ZM123 91V92H122ZM153 91V90H152ZM3 92V91H2ZM24 92H25V89H24ZM43 92V93H42ZM49 92V93H48ZM63 92H66V91H64L63 90ZM63 92H61V93H63ZM125 92H127V93H125ZM142 92H145V94L144 95H140V93L142 94ZM1 93V92H0ZM6 93H8V92H6ZM10 94H11V92H9ZM23 93V92H22ZM27 92H25V94H26ZM40 93H41V95H40ZM56 93V94H55ZM69 93V92H68ZM67 93V94H68ZM99 93V94H98ZM101 93V94H100ZM106 93H108V94H106ZM111 93V94H110ZM120 93V94H119ZM10 94H8L7 95V98H8V96L10 95ZM13 94V93H12ZM24 94V93H23ZM22 94V95H23ZM25 94H24V98H25ZM46 94V95H45ZM47 94H48V96H47ZM51 94H52V96H51ZM88 94V95H87ZM119 94V95H118ZM151 94V95H150ZM6 94H0V104H3L4 102H2L3 100H1V97H4ZM14 95V94H13ZM34 95H35V98H34V100L32 99L33 97H34ZM50 95V96H49ZM53 95H55V96H53ZM72 95H74V96H72ZM86 95V96H85ZM105 95H107V96H109V97H107V96H105ZM112 95V96H111ZM117 95V96H116ZM123 95V96H122ZM154 95V96H153ZM60 96V95H59ZM63 96V95H62ZM60 97V98H63V97ZM83 96V97H82ZM85 96V97H84ZM113 96H114V98H113ZM132 96V95H131ZM6 97V96H5ZM5 97H4V100H5V102H6V99H5ZM27 97V98H28ZM46 97H48V100H46L47 98ZM67 97V96H66ZM68 97H69V95H68ZM87 97V98H86ZM95 97V98H94ZM116 97V98H115ZM121 97V98H120ZM130 97V96H129ZM134 96H132V98H133ZM15 98V99H14ZM43 98H45L44 100H43ZM111 98V99H110ZM143 98H145V99H143ZM3 99V98H2ZM22 99V100H21ZM57 99H58V97H57ZM70 99V98H69ZM114 99V100H113ZM119 99V100H118ZM120 99H121V101H120ZM125 99V101H122V100H124ZM156 100H159V98H155ZM160 99V100H161ZM32 100V101H31ZM59 100H61V99H59ZM63 100V99H62ZM81 100V101H80ZM110 100H112V101H110ZM160 100H159V103H160ZM21 101H23L22 103H21ZM40 101V102H39ZM51 101V100H50ZM53 101V100H52ZM54 101H56V100H54ZM117 101H120V102H122V104H120L119 103V106L117 105ZM154 101V100H153ZM166 101V100H165ZM31 102H33V104L31 103ZM35 102H37V103H35ZM43 102V103H42ZM68 102V101H67ZM74 102V103H73ZM77 102H78V105H77ZM79 102H80V104H79ZM156 103H158L157 101H155ZM8 102H6V104H7ZM24 103V104H23ZM44 103H46V105L44 104ZM88 103L89 104H91V105H88ZM111 103H113V104H111ZM115 103V104H114ZM126 103V104H125ZM22 104V106L20 107V105ZM25 104H28L27 106H29L28 108H27V106H25ZM33 105V107H32V105ZM54 104H55V102H54ZM54 104H51V102L49 103V107H52L51 105H53V106H55ZM130 104V105H129ZM37 105V106H36ZM56 105H57V102H56ZM59 105V104H58ZM113 105L115 106H117V108L115 107V108H113ZM126 105V106H125ZM140 105H142V106H140ZM147 105V104H146ZM146 105H144L145 107H146ZM147 105V106H148ZM17 106H19L20 108H17ZM39 106H40V108H39ZM127 106H128V108H127ZM4 107H5V104H4ZM38 107V108H37ZM44 108V110H43V108ZM60 107V108H59ZM73 107H74V110H73ZM79 107H81V108H79ZM87 107V108H86ZM157 108V111H159L160 110V113H157V111H156V108ZM162 107V108H161ZM25 108H27L28 109V111H26V109L24 110ZM29 108L30 109H32V112L31 111H29ZM42 108V109H41ZM47 108V109H46ZM89 108V109H88ZM92 108V109H91ZM139 108V109H138ZM33 109H34V111H35V114H34V111H33ZM39 109V110H38ZM41 109V110H40ZM56 109V110H55ZM81 110L80 112H84L85 114H83V113H80V112H78L77 110ZM83 109H85V111L87 110L88 111V113L87 112H85ZM117 109V110H116ZM133 110V116H131L132 115V113H131V111L130 110ZM140 109H142V110H140ZM144 109V110H143ZM159 109V110H158ZM46 110H48L47 112H48V115H47V112H45ZM76 110V111H75ZM119 110V111H118ZM123 110V111H122ZM139 110V111H138ZM146 110V111H145ZM16 111H18V113L16 112ZM22 111V112H21ZM53 111H54V113L56 112V113H58V111H59V113L61 114V120H62V118H64L65 119V117H64V115H67V118H69L70 119V117H68L71 113H72V115H70V116H72V119H74V121L72 120V122H73V124H72V126L75 128L76 127V129H74L73 127H69V126H64V128L63 129H65V130H67L66 132V134H65V132L60 136V138L59 139H54V140H51V139H53L54 137H55V134H51V133H53V132H50L51 130H53L54 131V133H56V131H57V134L58 133H60V132H58L60 129H59V127H57V126H55V125H53V124H50V128H52L49 132L47 131V130H45V129H47V127H45V124H46V126H48V128H49V124L47 125V119H45L46 117L49 119V123H52V119H53V116H52V113H53ZM70 111V112H69ZM93 111V112H92ZM118 111V112H117ZM120 111H122V113L120 112ZM129 111V112H128ZM138 111V112H137ZM142 111V112H141ZM19 114L18 115V117L19 116H23L24 115V117H26L25 116V114L26 113H28L27 114V118H25V120H24V122L26 121V123H22V122H20L21 120V117H17V114ZM25 113V114H22V113ZM39 112V113H38ZM44 112H45V114L46 115H44L43 117L42 116H40L41 114L43 115L44 114ZM75 112V113H74ZM77 112V113H76ZM120 112V113H119ZM144 112V113H143ZM151 112V113H150ZM9 113H11V116H10V114ZM37 113V114H36ZM50 113V114H49ZM55 113V114H56ZM58 113V114H59ZM94 113V114H93ZM5 114V115H4ZM13 114H15V115H13ZM58 114H56V115H58ZM81 114V115H80ZM86 114H88V115H86ZM90 114H92V115H90ZM121 114V115H120ZM147 114V115H146ZM160 114V115H159ZM31 116V118L29 117V116ZM63 115V116H62ZM79 115L81 116V117H79ZM142 115V116H141ZM146 115V117H144ZM150 115V116H149ZM10 116V117H9ZM49 116V117H48ZM59 116V115H58ZM77 116V117H76ZM89 116V117H88ZM93 116V117H92ZM120 116V117H119ZM151 116V117H152ZM37 117V118H36ZM54 117H56V116H54ZM76 117V118H75ZM84 117H86V118H84ZM88 117V118H87ZM134 117H136V118H134ZM2 118H0V119H2ZM11 118H12V120H11ZM15 118H16V121H15ZM52 118V119H51ZM57 118V117H56ZM66 118V119H67ZM79 118H81V119H83V120H81V119H79ZM130 118H131V120H130ZM141 118H143V119H145V120H143V119H141ZM17 119L19 120V122L17 121ZM45 119V121H43ZM57 120V123L56 124H58V122L60 121L61 122V120ZM77 119V120H76ZM87 119V120H86ZM4 120V121H5ZM29 120V121H28ZM32 120H34V121H32ZM35 120H37V122L35 121ZM38 120H42L43 122H45L44 123V126H43V122H40V121H38ZM47 120V121H46ZM54 120V119H53ZM78 120H80V124L78 125V123H79V121ZM135 120V121H134ZM144 121V123H143V121ZM151 120V119H150ZM149 120V121H150ZM1 121V120H0ZM2 122L3 124H1L2 125V127H3V125L5 126L6 124H4L5 122ZM13 122V124H12V122ZM23 121V120H22ZM64 121H66V120H64ZM95 121V122H94ZM132 122V124H131V122ZM140 121L142 122V123H140ZM31 122H33V123H31L33 126H31V124L30 123ZM35 122V123H34ZM54 122V121H53ZM67 122V121H66ZM70 122V121H69ZM71 122V123H72ZM83 122H84V125H83ZM16 123H17V125H16ZM68 123V122H67ZM71 123H68L69 125L71 124ZM87 123V124H86ZM146 123H148L149 124V126H150V123L148 122V121H146ZM164 123H165V121H164ZM30 124V125H29ZM64 124H65V122H64ZM90 124H92V125H90ZM136 124V125H135ZM148 124H145V125H148ZM163 124V125H162ZM14 125V126H13ZM26 125V126H25ZM52 125H53V127H52ZM81 125H83V127L81 126ZM133 125V126H132ZM134 125H135V127L136 128H134ZM158 125V124H157ZM10 126H12L11 128H12V130H10L11 128H10ZM62 126V125H61ZM88 126H89V128H88ZM144 126V127H143ZM2 127L0 128V131L2 132L3 131V129H2ZM29 127V128H28ZM37 127H36V130H37ZM44 127V128H43ZM79 129H78V128ZM80 127H82V128H80ZM140 127H143L141 130H140ZM8 128H9V130H8ZM54 128V129H53ZM85 128V129H84ZM96 129L98 132H94V131H96V130H90V129ZM2 129V130H1ZM43 129V130H42ZM57 129H59V130H57ZM88 129H89V131H88ZM36 130H34L35 132H36ZM79 130V132L77 133V131ZM140 130V131H139ZM20 131V132H19ZM25 131V132H24ZM33 131V132H34ZM42 131V132H41ZM87 131H88V134H86L87 133ZM91 131V135L93 136H91V137H89L88 135H89V132ZM154 132V133H152V132ZM160 131V132H159ZM34 132V133H35ZM69 132H74V134L72 133V137L70 136V138H73V137H75V136H77V139H80V138H78V137H81V135H82V139L81 140H78V143H76V145H74V147L76 146V148H74L75 149V151L77 152V153H75V151H71V153L72 152H74L75 154H76V156L75 155H71V153L69 152V155H70V158H69V155H66V154H68V153H66V152H68L69 150H74V149H72L71 148V143L70 142H68V141H65L66 139L68 140V138H67V134H69L70 135V133ZM82 133L81 135H79V133ZM85 132V133H84ZM93 132H94V135H93ZM37 133H38V130H37ZM62 133V132H61ZM60 133V134H61ZM3 134V135H4ZM77 134V135H76ZM115 134L117 135V136H121V137H116L115 136ZM152 134H153V136H152ZM37 134L35 133V136H36ZM50 135H52L51 136V138L49 137ZM74 135V136H73ZM79 135V136H78ZM100 135V136H99ZM151 135V136H150ZM21 136V137H20ZM65 136V140L64 139H62L63 137ZM96 136V137H95ZM142 136H143V138H142ZM145 136H148L147 137V139H145L146 137ZM98 137H100V138H98ZM103 137V138H102ZM109 137H111V139L109 138ZM154 137V138H153ZM50 138V139H49ZM55 138H57V137H55ZM69 138V139H70ZM94 138H95V140H96V142H95V140H94ZM98 140H97V139ZM151 138V140H149ZM26 140H27V144H25L24 145V143L26 142ZM30 142H29V141ZM46 140V141H45ZM55 140H56V145H55ZM59 140V141H58ZM63 140H64V142H63ZM75 140V142L77 141L76 139H74ZM73 140V141H74ZM87 141L88 140V143L91 145L92 144V146L94 145V143H96L97 144V146L96 147H98L97 149L99 150H96V147H92L93 148V153L91 152V149H90V145H89V147H87L85 144V142H83V141ZM92 140V141H91ZM99 140H100V142H99ZM128 140V141H127ZM142 140H146L144 143H143V145H146V143L148 144L149 143V145L146 147V146H143V147H140L139 145L141 144L140 142L142 141ZM17 141V142H16ZM58 141V142H57ZM61 141V142H60ZM71 142H72V140H70ZM135 141H139V143H138V146H137V143H136V145H135V143H133V142H135ZM155 141V142H154ZM66 142H68L69 144H70V146L68 145V147L66 146V147H64V149L66 148L68 151H66V152H64V154H63V149H62V152H61V150H58L59 151V153L61 152L62 154H63V157H64V155H66V156H68L67 158H68V160L69 159H71L72 158V162H68L69 164H70V167L71 166H73V162H74V159H75V165L77 166L78 164L76 163L77 161L79 162V165H82L83 166V162H85V164H84V168L82 169V168H80L79 167V165L77 166V169H76V174L75 175H72V173H75V172H72L71 173V171H75V170H73V168H75L74 166H73V168H71L72 170L71 171H67L66 169V171L67 172H65L64 171V173L66 174H64V173H62V174H60L61 172H59V174H57L56 173V171H59L57 168L59 167L58 166V164L60 163H56V166H57V168H56V166H54V168H56V169H54V168H52L53 170H56L55 172H54V174L55 175H53V174H51L52 172H50L49 170H52L51 169V167L53 166V164L55 165V163H48V162H51L52 160H51V158L53 157L54 158V156L57 154V149H59V145H61V147L63 148V145L65 146V145H67L68 143H66ZM82 142H83V144L85 145H83L82 144ZM93 142V143H92ZM109 142H111V143H109ZM122 142V143H121ZM153 144H152V143ZM51 143V144H50ZM60 143V144H59ZM74 143V142H73ZM98 143H100L99 145H98ZM106 143V144H105ZM115 143H117V145H115ZM126 143V144H125ZM154 143H155V145H154ZM52 144H54L53 146H52ZM59 144V145H58ZM79 145V147H78V145ZM82 144V148H81V145ZM111 144H114L115 146H113V145H111ZM173 144V143H172ZM171 144V145H172ZM111 145V146H110ZM123 145V146H122ZM133 146V147H131V146ZM151 145V146H150ZM46 147V148H41V147ZM100 146V147H99ZM117 146V148L119 147V149H121L122 150V153H121V155L118 153V154H114L115 152H113V150L114 149H116L115 147ZM154 146H156V148L154 147ZM53 147V148H52ZM106 147V148H105ZM139 147V148H138ZM145 147H146V149H145ZM57 148V149H56ZM71 148V149H70ZM100 148H101V150H100ZM123 148H125V149H123ZM159 150H158V149ZM50 149V150H49ZM61 149V148H60ZM78 149H79V151H78ZM108 149V150H107ZM134 149V150H133ZM138 149V150H137ZM26 150V151H25ZM42 150V151H41ZM44 150H46V152L44 151ZM49 150V151H48ZM80 150H82V151H80ZM95 150V151H94ZM37 151V152H36ZM56 151V152H55ZM103 151H104V153H103ZM147 151V150H146ZM40 152V153H39ZM44 152V153H43ZM95 152V153H94ZM124 152V153H123ZM156 152H158V153H156ZM32 153V154H31ZM51 153V154H50ZM56 153V154H55ZM66 153V154H65ZM96 153H98V154H96ZM100 153H103V154H106L105 156H103L102 154H100ZM148 154H149V151L147 152ZM147 153H146V155H145V157L147 158H144L145 159V163L144 164H146L147 162H149L150 161V165L152 166V163H151V160L153 161V158H155V156L153 157V158H151L150 157V160H149V156L151 155H147ZM155 153V154H154ZM37 154V155H36ZM46 154V155H45ZM55 154V155H54ZM73 154V153H72ZM85 154V153H84ZM91 154H92V156H91ZM160 154V153H159ZM158 154V155H159ZM30 155H32L33 157H35V158H33L34 159V161L35 160H37V162H38V165H41V166H43L44 164H45V166H48V164H52V166L50 167V165H49V167H47L49 170H47L50 174H48V173H46V174H44L45 172V170H46V167L44 168V167H41L40 168V166H38L39 167V169H38V167H36V165H37V162L35 163H33V159H32V157L30 156ZM41 155H45L44 157L43 156H41ZM52 155H54V156H52ZM96 155H98V157H99V155H100V158L98 159V157L96 156ZM117 155V156H116ZM38 156V157H37ZM41 156V157H40ZM50 156H52V157H50ZM57 156L59 157L60 155H58L57 154ZM62 156V155H61ZM65 156V157H66ZM104 158H103V157ZM107 156H109V158L108 159H106L105 157H107ZM114 156H115V158H114ZM119 156H123V157H119ZM157 156V155H156ZM160 158V160H159V162H160V165H161V156H159ZM52 158V159H53ZM60 158V157H59ZM62 158V157H61ZM58 159V160H62V159ZM26 159V160H25ZM79 159V160H78ZM103 159V160H102ZM115 159V160H114ZM49 160H51V161H49ZM55 160H56V158H55ZM54 160V161H55ZM100 162V163H102V162H104L102 165H100L99 167L101 168V169H104L103 171L101 170V169H99V170H97V168H98V164H100V163H98L97 164V162L98 161ZM102 160V161H101ZM114 160V161H113ZM149 160V161H148ZM156 160H158V159H156ZM44 161H47L46 163H44ZM64 161L66 162L67 160H65V158H64ZM90 161V160H89ZM112 161V162H111ZM154 161H155V159H154ZM43 162V163H42ZM58 162V161H57ZM63 162V160L61 161V163ZM64 162V163H65ZM42 163V164H41ZM81 163V164H80ZM124 165H123V164ZM156 163V162H155ZM154 163V164H155ZM67 164V163H66ZM113 164V165H112ZM156 164H158V163H156ZM156 164H155V168H156ZM68 165V164H67ZM85 165H86V168H85ZM66 166V165H65ZM113 166H115V167H113ZM158 167L157 168H159L160 167V171H162V168H161V166H159V165H157ZM26 167H28L27 169H26ZM36 167V170L34 169V168ZM63 167V166H62ZM33 168V169H32ZM45 169L44 171L42 170V169ZM67 168H69L68 166H67ZM78 168H79V170H78ZM152 168V167H151ZM154 168V169H155ZM24 170L25 172L27 171L28 172V169H29V172L28 173H24V171H18V170ZM38 169V170H37ZM123 169V170H122ZM154 169H151V170H154ZM35 170V171H34ZM64 170V169H63ZM63 170H61V171H63ZM156 170V169H155ZM154 170V171H155ZM16 171H18L20 174H15V172ZM32 171H34V172H36V173H32ZM94 171V172H93ZM98 173H97V172ZM114 171H116V169H114L112 172H111V174L110 173H107V175L108 176H111L112 174H114L115 172ZM129 171V172H128ZM127 171V173H129L130 174V170H128ZM157 171V170H156ZM160 171H158V173L161 175L158 179H157V177L159 176V174H158V176L156 177L155 176V179H156V182H161L160 181V179L162 180V177H163V173H160ZM68 172H70V173H68ZM85 172H87V170L85 171ZM124 172H125V170H124ZM124 172H121L122 174L124 173ZM17 173V172H16ZM23 173V174H22ZM38 173V174H37ZM41 173V174H40ZM96 173H97V176H98V178L97 177H95L96 176ZM105 173V172H104ZM4 174V175H3ZM43 174V175H42ZM153 174L155 175V173L153 172ZM156 174V175H157ZM7 175H9V177H11L10 179L8 178V176ZM11 175V176H10ZM14 175V176H13ZM41 175V176H40ZM63 177H62V176ZM106 175V177H108ZM4 176H7L6 177V179H5V177ZM85 177L84 179L82 178V177ZM123 176V175H122ZM127 176V177H126ZM24 177V178H23ZM37 177V178H36ZM44 178V180L42 181V179ZM76 177H78V178H80V180H83V181H81V183H80V180H78L79 181V183H76V182H78L77 180L75 181V179H76ZM88 177V176H87ZM2 178V179H1ZM21 178V179H20ZM46 178V179H45ZM123 178V177H122ZM124 178L126 179V178H129V175L127 174V175H124ZM14 179V180H13ZM34 179V180H33ZM37 179V180H36ZM48 179V180H47ZM89 179V178H88ZM125 179H123L124 180V182H125ZM71 182H70V181ZM92 180V181H93ZM102 180V181H101ZM27 181V182H26ZM46 181V182H45ZM52 181V182H51ZM72 181H75V183L74 182H72ZM90 181V180H89ZM91 181V182H92ZM94 181V182H95ZM98 181V182H99ZM128 181V180H127ZM163 181V180H162ZM3 182V183H2ZM21 182V183H20ZM39 182V183H38ZM44 182V183H43ZM97 182V184H99ZM172 182H174V181H172ZM171 182V183H172ZM49 183V184H48ZM55 183V184H54ZM83 183V184H82ZM96 183V182H95ZM101 183V184H102ZM163 183H164V181H163ZM162 183V184H163ZM169 183V182H168ZM171 183L170 184H168L169 185V187H168V189H170V187L172 188L173 187V189L171 190L170 189V191L173 193V190H174V185L172 184V186H171ZM35 184H36V187H35ZM53 184V185H52ZM77 184H79L80 186H78V188H77ZM85 184V186H83V187H81L82 185H84ZM94 184V183H93ZM97 184H95V186L94 187H96L97 186ZM38 185V186H37ZM47 185V186H46ZM73 185H76V186H73ZM88 185V184H87ZM42 186V187H41ZM45 186V187H44ZM48 186H49V188H48ZM90 186H91V184H90ZM90 186H88L89 188H90ZM39 187H41V188H39ZM60 187V188H59ZM72 187H75V188H77V190L78 191H74L75 190V188H73L72 189ZM42 188H44V189H42ZM51 188H52V192L51 191H49V190H51ZM57 188V189H56ZM67 188V190H65ZM88 188V189H89ZM49 189V190H48ZM94 189V188H93ZM34 190V191H33ZM39 190V191H38ZM90 190H92V189H90ZM31 191V192H30ZM41 191V192H40ZM43 191H46V195L43 193ZM48 191V192H47ZM67 191V192H66ZM73 191H74V195L72 194L73 193ZM76 192V193H75ZM88 192V193H89ZM95 192V191H94ZM42 193V194H41ZM50 193V194H49ZM57 193H59V194H57ZM78 193H79V195H81V196H79L78 195ZM69 194V195H68ZM33 195H34V198H33ZM54 195H56V196H54ZM60 195V196H59ZM4 196H7V197H5V199H4ZM32 196V197H31ZM67 196H68V198H67ZM70 196V197H69ZM47 197V198H46ZM58 197V198H57ZM72 197H73V199H75V200H73L72 199ZM78 197V200H82L81 201V203L83 204L82 206H79V203L76 201L77 198ZM80 197V198H79ZM203 197H206V193H204V196ZM20 198V199H19ZM29 198V199H28ZM30 198H31V200H30ZM52 198V199H51ZM82 198V199H81ZM182 198V197H181ZM13 199V200H12ZM17 199V200H16ZM23 199V200H22ZM58 199H59V201H58ZM64 199V200H63ZM90 199V200H89ZM184 199L185 198H183V200H182V202L184 201ZM204 199V198H203ZM3 200H5V201H3ZM15 200V201H14ZM48 200V201H47ZM50 200V201H49ZM73 201L72 203H78V204H75V206L77 205L78 207H76V209H75V206L73 205L72 206V204H70V202L71 201ZM87 200V201H86ZM186 200V199H185ZM26 202V204H25V202ZM36 201V202H35ZM74 201H76V202H74ZM96 201H98V200H96ZM187 201V200H186ZM14 202V203H13ZM19 202V203H18ZM21 202V203H20ZM51 202H54V203H51ZM28 203V204H27ZM34 203V204H33ZM36 203V204H35ZM51 203V204H50ZM184 203V202H183ZM187 204H188V201L186 202ZM54 204H55V206H54ZM185 204V203H184ZM29 205V206H28ZM45 205V206H44ZM49 205V206H48ZM51 205V206H50ZM53 205V206H52ZM97 205V204H96ZM183 205V204H182ZM21 208H20V207ZM36 206V207H35ZM184 206V205H183ZM31 207V208H30ZM46 207V208H45ZM57 207V208H56ZM92 207V206H91ZM185 207H187V205H185ZM20 208V209H19ZM30 208V209H29ZM44 208V209H43ZM52 208V209H51ZM53 208H56V209H53ZM64 208V209H63ZM66 208V209H65ZM96 208V207H95ZM188 208V211H187V209H186V212H189V209H190V206L189 207H187ZM18 209V210H17ZM24 211H23V210ZM46 209H47V212H46ZM74 209H75V211H74ZM81 209H83V213H80L81 212ZM91 209V210H90ZM4 210V211H3ZM21 210V211H20ZM32 210H34V212L32 211ZM56 210V211H55ZM64 210V211H63ZM66 210V211H65ZM94 210V209H93ZM27 211V212H26ZM67 211H69V212H67ZM74 211V212H73ZM34 214H33V213ZM44 212H46L47 213V215L44 213ZM56 212V213H55ZM73 212V213H72ZM210 213V210H208V211H206V214L207 213ZM214 212H218V210L217 209H215L214 210ZM213 211H212V213L210 214V216L212 215H214L215 216V218H217L218 216H219V213H218V215H215V214H213L214 213ZM55 213V214H54ZM73 215H72V214ZM208 213V214H209ZM45 216H44V215ZM48 214H49V216H48ZM62 216H61V215ZM66 214V215H65ZM78 214H80V216L78 215ZM83 214H86V215H83ZM207 214V215H208ZM17 215V216H16ZM19 215V216H18ZM88 215L89 216H91L90 218H88ZM99 215V216H98ZM104 215V214H103ZM227 215H228V213H227ZM15 216V217H14ZM67 216H68V218H67ZM74 216H76L75 218H74ZM94 216V215H93ZM186 216L188 217V213H186ZM184 217V218H187V217ZM190 216H191V214H190ZM213 216V217H214ZM229 216H230V218L232 219L233 217H231L232 215H228V217H226V218H228V219H230L229 218ZM59 217V218H58ZM99 217H102V219H100L99 220ZM35 218V219H34ZM65 218V219H64ZM72 218H74V220L76 219V221H74ZM79 218H83V220H85V221H87V219H89L90 221L85 225V221L84 222H81V224L78 222V220H80ZM107 218V217H106ZM106 218H104V219H106ZM190 219V221H191V219H193L192 218V216L191 217H189ZM43 219H45V220H43ZM60 221H59V220ZM63 219V220H62ZM67 219H72L73 221H71L70 220V222H68L69 220H67ZM38 220V221H37ZM106 220H108V219H106ZM113 220L114 219H110V221H109V223L107 222V221H105L104 222V220H103V222H101L100 221V223H103V225L102 224H100V225H102L104 228H102V226H100L101 227V229H102V232H101V234L103 235V233L104 232H109V233H107L108 234V237H114L116 234L114 233V232H119V225L118 224H116L115 225V223H118V221H117V219H116V221L114 222V225H115V227H114V225H113ZM189 220H187V221H185V222H188ZM3 221V222H2ZM35 221V222H34ZM45 221V222H44ZM54 221V222H53ZM56 221V222H55ZM80 221H82V220H80ZM95 221H96V223H95ZM112 221V222H111ZM194 221V220H193ZM192 221V222H193ZM6 222V223H5ZM53 222V223H52ZM74 222V223H73ZM77 222V224H80L81 226L79 227V225L78 226H76L77 224H75ZM107 222V223H106ZM192 222H189L190 224H188V223H186V224H188V225H186V227L188 226V227H190L188 230H187V228L186 229H183L182 231H189V233H190V231H192ZM43 223H45V224H43ZM65 223V224H64ZM72 223H73V225H72ZM106 224V226H107V224L109 225L108 227H110V229L111 230H109V231H104L103 232V230L104 229H106L107 228V230H108V227H105V224ZM112 223V224H111ZM4 225H5V227H4ZM18 225V226H17ZM72 225V226H71ZM77 227H75V226ZM90 225V226H91ZM117 225H118V227H117ZM218 225V224H217ZM216 225V226H217ZM17 226V227H16ZM21 226V227H20ZM24 228H23V227ZM83 226V227H82ZM89 226V225H88ZM88 226H87V229H88ZM89 226V227H90ZM94 226H91L92 228L94 227ZM185 226V225H184ZM216 226H214L215 227V229H216V231L218 230V228H220L221 226H222V223H221V226H217L218 228H216ZM225 226V225H224ZM66 227V228H65ZM74 227V228H73ZM91 227H90V229H91ZM118 229H117V228ZM213 227V228H214ZM63 228V229H62ZM82 228V229H81ZM96 228H98V226L96 227ZM185 228V227H184ZM223 228V227H222ZM221 228V229H222ZM226 228V231L228 230V226L227 227H225ZM18 229H20L19 231H18ZM71 229H74L73 231L71 230ZM85 229H86V227H85ZM84 229V230H85ZM90 229H88L89 230V232H90ZM101 229H99V230H101ZM117 230V231H114V230ZM224 229V228H223ZM27 230V231H26ZM58 232H57V231ZM113 230V231H112ZM214 230V229H213ZM4 231V232H3ZM77 231V230H76ZM83 231V230H82ZM113 232L114 234H112V235H114V236H112V235H110V232ZM187 231L185 232V233H187ZM215 231V233H214V238L215 239H219L220 237H222V236H224V230H222L223 232H221L220 231V233H218V234H216L217 232ZM219 231V230H218ZM78 232V231H77ZM86 232L87 231H85L84 233L86 234ZM117 232V233H118ZM214 232V231H213ZM64 233V234H63ZM68 233H70L68 236H67V234ZM71 233H73V234H71ZM84 233H78V237H80V234H81V238H82V235L84 236L85 234ZM188 233V234H189ZM77 234V233H76ZM75 234V235H76ZM216 234V235H215ZM219 234H220V237H219ZM4 235V236H3ZM16 235L18 236V237H16ZM106 235V234H105ZM104 235V237L106 238V236ZM118 235H119V233H118ZM9 236H10V238H9ZM14 236V237H13ZM22 236V237H21ZM62 236V237H61ZM71 236V237H72ZM77 236V235H76ZM182 236H184V237H182ZM187 236V234L186 235H179V237H175V239H181V240H179L178 241V244H180L181 246H179L177 243V245H178V247H179V249L181 250V252H182V250L184 249V244H185V248H186V251H188L187 249H189V256H187V252H185L184 254H179L180 252H179V249H177L176 251H178V254L179 255H181V257L179 258V259H176V258H174V257H171L173 260H174V264H179L180 263V261H182V260H185L186 262H184L183 264H201V261H202V259L203 258H205L206 256H207V253H205V250H204V248L202 249V250H200L201 249V247L198 249L197 248V250L196 249H194V248H190L188 245H187V240H188V238H189V236H191L190 234H189V236L188 237H186ZM218 236V237H217ZM75 236H73L72 238H74ZM118 237V236H117ZM60 238H62V239H60ZM66 238V239H65ZM72 238H70V239H72ZM182 238H184V240H182ZM11 239V240H10ZM78 239V238H77ZM108 239V238H107ZM109 239H111V238H109ZM113 239V238H112ZM117 240V238H114V240ZM79 240V239H78ZM14 241H15V244H14ZM108 241V243L109 244H113V245H115V241L114 242H111L110 243V241L109 240H107ZM112 241V240H111ZM118 241V240H117ZM116 241V242H117ZM174 241H176V240H173V242ZM185 241H186V243H185ZM184 242V244H182ZM18 243V244H17ZM25 243V244H24ZM13 244V245H12ZM48 244H49V246H48ZM74 244V243H73ZM175 244V245H176ZM23 245V246H22ZM58 245V246H57ZM59 245H62V246H59ZM112 245V246H113ZM117 245H119L118 244V242H117V244L115 245V246H117ZM148 245V244H147ZM174 245V244H173ZM174 245V246H175ZM26 246V247H25ZM57 246V247H56ZM146 246V245H145ZM148 246H150V245H148ZM114 247V246H113ZM112 247V248H113ZM118 247V246H117ZM116 247V248H117ZM178 247H176L175 246V248H178ZM12 248V249H11ZM22 248V249H21ZM43 248H45V249H43ZM48 248V249H47ZM116 248H113L114 249V251L116 250H118V248L116 249ZM148 248V247H147ZM150 248H151V246H150ZM174 248V249H175ZM183 248V249H182ZM14 249V250H13ZM66 249V248H65ZM20 250V251H19ZM48 250V251H47ZM148 250V249H147ZM161 250H164V249H160V250H158L159 251V253H158V251H156V253L159 255L160 254V256H158L156 253H153V254H151L152 256L153 255H155L156 254V256H157V258H156V260L157 259H159V261H156V263H158V264H162V262H163V264H165V262H167L166 264H171L172 262H173V260L172 259H170L172 262H170L169 263V257L171 256L170 254V256L167 258V255H164V254H162V253H165V254H167V251L166 252H163V251H161ZM199 250H200V252H201V254H199L200 252H199ZM204 250V251H203ZM165 251V250H164ZM185 251V249L183 250V252ZM192 251H193V253H192ZM198 253H197V252ZM207 251V250H206ZM27 252V253H26ZM149 252V251H148ZM162 252V253H161ZM203 252H204V254H203ZM58 253V254H57ZM73 253V252H72ZM45 254V255H44ZM203 254V255H202ZM17 255V256H18ZM41 255V256H40ZM44 255V256H43ZM62 255V256H61ZM0 256H2V255H0ZM35 256V257H34ZM40 256V257H39ZM43 256V257H42ZM57 256V257H56ZM65 256V259L63 260V258L62 257H64ZM72 257L71 259H70V257ZM156 256H154V258L156 257ZM197 256V257H196ZM5 257V256H4ZM0 258V260H6V261H10V259L9 260H7V258H9V257H5V258ZM15 258V257H14ZM62 258V259H61ZM67 258V259H66ZM165 258L167 259V260H165ZM12 260L11 261H13L12 263H14V264H19L18 263V261L17 260H20L19 258L16 260L17 262H14V260H13V257L11 258ZM61 259V260H60ZM180 259H182V260H180ZM35 260H38L37 262L35 261ZM60 260V261H59ZM63 260V261H62ZM163 260V261H162ZM178 261V262H175V261ZM10 261V262H11ZM21 261V260H20ZM162 261V262H161ZM21 262H23V260L21 261ZM20 262V263H21ZM161 262V263H160ZM156 263H153V264H156ZM23 264H25V262H23ZM173 264V263H172ZM180 264H182V263H180Z\"/></svg>",
    "mask_w": 264,
    "mask_h": 264
},
{
    "label": "crops",
    "instance_id": "obj_3",
    "mask_svg": "<svg viewBox=\"0 0 264 264\" xmlns=\"http://www.w3.org/2000/svg\"><path fill=\"white\" fill-rule=\"evenodd\" d=\"M0 264H14V263L6 260H0Z\"/></svg>",
    "mask_w": 264,
    "mask_h": 264
}]
</instances>
